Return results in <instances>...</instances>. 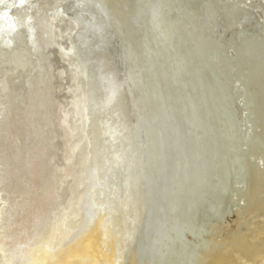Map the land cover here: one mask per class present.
Instances as JSON below:
<instances>
[{
  "label": "rangeland",
  "instance_id": "rangeland-1",
  "mask_svg": "<svg viewBox=\"0 0 264 264\" xmlns=\"http://www.w3.org/2000/svg\"><path fill=\"white\" fill-rule=\"evenodd\" d=\"M0 1H3V0H0ZM125 1H129V0H125ZM160 1L162 3L165 0H160ZM27 2H29V0H27L25 3H27ZM100 2L105 6L106 0H100ZM4 3L5 2L3 1V4ZM55 4L54 3L46 2L45 5H44V7L48 8V9L49 8H53V7H55ZM159 4H160L159 3V0H157V1L156 0H142V5H143V6H141L142 10L141 9L138 10V13H140L141 15L143 13H146L148 15V13L146 12V10L149 11V9L151 10V8H154V9H152V11L153 10H156L155 8L158 7V6H160ZM19 6H20V4H19ZM177 6L175 5V7H174L175 10L172 11L173 13L170 15V19L172 21H174V22L171 23L172 24V26H171L172 27V30H174V31H171V34L174 36L173 42L171 43V46H174L175 47V50H177V52H179L183 56H186L187 58L186 57H184L183 59L172 58L173 54H171V51H170V53H169L170 55H169L168 58L167 57H161L160 58L161 60H159V61H160L161 64H163L162 65L163 68L164 69L166 68V70H167L166 74L168 73V71H169L168 70L169 69L168 67L170 66L172 68L171 69L172 71L170 72L172 75H173V69L178 70L177 72H181V73L187 72L189 74V80H187L186 87L183 84L182 85L179 84V88H177V86L174 83V80L173 79L170 80L169 78H167V79L170 80L168 82L171 85V89H170V92H168L169 98H168V96H166V98H164L165 100L163 99L162 101L163 102L169 101L168 102L169 103L168 106H169L170 111H168V108L165 106V104L162 101H159L160 104L159 105L157 104L156 106L155 105L154 106H155V109H156L155 110L156 114L157 113L158 114L160 113V115L158 117H155V118H158L160 121L163 120L162 123H164L166 125L167 124L166 123V118H167V121H168V117H169L168 114L171 116L172 115V110H173V111H175V115L173 114L172 118H177L178 121L176 122L175 121L176 119H175L174 121H171L172 122L171 124H172V126H174V124H178V127H180V125L182 124V121L189 122V120L183 119V118L187 117L190 112L191 113H195L196 115H198V111L199 110H204V112L206 114H210L211 111H214L215 113L218 114L219 113L218 108L220 109V107H219L220 106V103H219L220 101L215 100L216 97H214V96H210L209 98H208V96H206V100H205L204 103L202 101H200L199 96H200V93L202 91V87H200L199 85H198V87H196V85L192 81V78H195V74H194L196 72L195 66L196 67H199L198 64H197V62H196V64L194 63L195 61H198V62H204V61L209 62V61H211V57L213 56V54H215V56H219V58H218L219 59V68H220V72H221L219 76H221L220 79H221V84L223 86V91L226 94V97L228 98V101H229V103H230V105L232 107L231 110L233 111V109L235 108L236 114H233V116L236 115V116H234V118L236 119L235 121H236V123H239V126L241 127V129H242V131L244 133V137L242 138V140L239 142V144L237 146V149H240L238 151V153H237V157L242 160V163H243V166H244L243 171L241 172L242 173V176L241 177L245 180V182L244 183H241V184H238L239 182L237 183L236 176H233L234 177L233 179H231L230 181H227V184H226L227 187L225 186V189L223 191H215V190H211L210 187H205L202 184L199 185L198 183L201 181V173H200V171L204 167V166L200 165L201 162L198 161L199 158L200 159L202 158V157H200V155L202 154V151L200 149H202V150L204 149L205 150L204 154L206 153L205 154L206 158H203L205 161L207 160L205 162V164L207 166H205V167H209L210 168V167H212V165H211L210 161H208V159H209V153L216 152L217 154L218 153L220 154L221 151H219L218 149H222L221 148V145L222 146H227L228 144L230 145L231 143L227 142L225 140V138H221V139L220 138H216V140H215V139H211L210 137H208L206 139V143L205 144H202L201 143L200 145L199 144L197 145L195 143L201 142L202 140L197 139V141H195V143H193L192 140H191L192 138L191 137L188 138L186 136L185 137L186 139H183V140H177L176 138L173 137L172 138L173 139L172 142L174 141V139H176V142H175L176 144H172V142L169 143L168 142L169 139H166L167 141H164L163 142V144L169 143V144H166V145H162V144H159L157 142L158 143V146H159V148H158L159 149V153L158 152L157 153L158 154H161L162 153L161 154L162 156L165 155V159L164 160H166L167 162H165V161L162 162V157L160 159V163L157 162L156 165H157V169H158L159 172L157 174H155L156 175L155 178L157 177L156 178V183L158 184V188H162L163 187L162 189H166L167 186H168V184H169V182L175 183L176 186H177L178 191H177V194L174 197H169L167 199V195H168L169 191H171V192L174 191L173 190L174 188H172V187H174L173 185H172L171 188L168 187L167 190H163V191H162V189H161V191L158 190V192L160 193L159 194V198L161 197L163 199V201L158 202L157 201V196L155 198V194H154V201L153 202H156V203H153L152 202V203H150V205L148 207L147 206L148 203H145V201H142V200L139 201L140 198L138 199V197L140 195L138 196V193L137 192H136L137 193V196H135L136 193L134 194V191H137V189L139 188L138 185L141 184V182L143 181V179H141L139 177V179L137 178L138 179L137 180L136 177H138V176L134 177V175L133 176L130 175L131 176L130 178H126L127 184H128V182L131 181V178H133V179L135 178L136 181L134 180V182H136V183L139 182V183L137 185L136 183H133L132 182L133 183L132 184L130 182L131 183V184H129L130 186H127V184L125 182V179H124L125 178V176H124L125 169L127 167H129L130 165L133 164L131 162V164L129 165V162L128 161L131 160L132 158H134V161L137 162L136 159L139 156V154H138L139 152H137V151L136 152L135 151H131L132 153L131 152L128 153L129 150H128V152H127V150H125L124 152L127 153V154H125L127 156V158L131 157L130 154H132L133 157L130 158V159L125 158L126 160L123 159L124 156H125L124 153H123V150L126 149L129 140L127 141V144L126 145L123 144V143H121V141L124 139L123 142L125 143V141L127 139H130V143H131L133 141L131 135H134L133 133H131L132 132L131 130H130L131 132H128L127 133L128 135H129V133H131V135L128 136L126 133L124 135V132L125 131L127 132V129L129 128L127 126L130 123L129 120H126V119H129L128 117L130 116V114L127 111V107L125 106V102L127 100H129L130 97L126 95L127 94L126 93V90L123 89L122 90V93L120 94L121 96L118 95L117 96L118 99H116L122 105L121 104H115V103H119V102H117L116 100H114L115 103H113V105H115V106H112V107L113 108L115 107L116 109L114 108L115 111H114V109L112 107H111L112 110L110 109L111 116H113V117L114 116H118V117L121 116V117H119V119H118V117L117 118L114 117L115 119L112 120L113 121V125L112 126H115V124L121 118L123 121L121 120L120 122H118L119 124H118V126L116 124V127L119 128L121 126V127L124 128V126H125L127 129L126 128H124V129L122 128L123 131L122 130L120 131V135L123 134L124 136L121 135V136H123V138L120 137V135L119 136L117 135V137L115 138V140H113V141H115L114 144L112 143L113 142L112 141L111 142V145H108L109 146L108 147L107 144L110 143V142H108V140H105V141L102 140L100 138V135H101V132L103 133V131H104V134L107 136V132H108L107 125L108 126H111L112 122H111V120L107 119V122L110 121L109 123H111V124H107L106 125V123H107L106 122V118H109V117L106 114V112H105V115H103L104 114V111L101 108V106H102L101 104L104 103L102 107H103L104 110H107V113H108L109 111H108V108L106 107V104H107L106 100H107V98L110 95L109 94L106 95L107 94L105 92L106 90L102 92V89L99 87V83H100V80H101L100 77L102 76L101 73H103V72L105 73V74L103 73L104 76H106V75L108 76V75L113 74V73L115 74V72L118 70V68L119 69L122 68L123 70L126 71V67L125 66L127 65V62L125 60L127 58L128 53H126L127 55L125 53H123V52H127L126 50L124 51L123 49H125V46H127V45H125L127 42H125L124 44H123V42L126 41V39L128 38V36H130L133 33L132 38L130 37V40L128 39L129 40V45L130 46L132 45V47H133V49L135 51L136 50H139L140 48H137V46L139 44L136 45V44H133V43H134L135 40L136 41L138 40V37H140V36L142 37L143 36V35H141L142 34V30H144V32H149L150 30H146V29H149L150 27L148 28V25L146 23L148 21L146 19H149V18L146 17V15H145V17H143L141 15L139 16L138 14H135V16L133 17L134 18V21H131V22H134L135 23V19L137 18L138 21L136 19V22H137L136 25H134V23L132 24L130 21H128V19H125V17L119 15L121 19L123 17V20L124 21H127V27L131 26V28H133V25H134V28L133 29H135L134 31H136V32H132V33L130 32L131 34L129 35L128 34L129 33L128 30L129 31H132L133 29L130 30L131 28H127L126 27V24H125L126 22L125 23L124 22H120V21H122V20H120V18L118 19V17L117 18L114 17V15H113V11H114L113 9L114 8L108 6L109 7L108 8V12L110 14L112 13L111 15H113L112 18L109 20L110 22L113 21L111 23V25H109V31L112 30L111 32H113V33H111V32L109 33V31L106 30V33H107L106 35L109 36V35L113 34V35H111L112 36L111 39H112L113 42L114 41L117 42V39H120V40H118L120 43L117 42L118 47L115 46V45H117L116 42H115V43H113L115 45H114V47H112V49L111 48L110 49L107 48L106 53L110 52L107 55L111 56V57H109V59H108L107 55H105L106 53L102 52L103 50H99L100 52L98 50H96V51L99 52L98 55L95 53L96 51H93V57H92L91 56V53L92 52L91 53H88V50H89L88 49V46H86V48H85L86 50H84L85 52L83 51L84 53L81 52V54H78L77 55L78 58L77 57L75 58V56H76L75 55L72 58V60L71 59H67L66 57L64 59L63 56L60 54L61 53L60 50L63 47H67L68 44L65 42V40H64L63 44H61L62 42L60 43V41H63L62 39H64V37H62V35L64 36V34L61 35V38L60 39L58 37V36H60L61 33H64L63 30H61V29H60L61 31H59V28H62V27L63 28H66L67 24H64V23L63 24L61 23L62 25L60 24L62 27L60 25H57V26H59V28L56 27L58 29H56L55 27H53V28L50 29V30H55L56 33H54V31H50L48 33V37H50V45L51 46H49L48 51H46V53L48 54L50 52V49L52 51L54 50L53 51L54 53L52 52L54 55L51 52L49 54H51V56L53 55L52 57L54 58L53 59L54 61L52 60L53 61L52 66L55 67V69H56V70L54 69L55 72L52 70V66H51L52 61L50 62L51 57H50L49 54H48L49 56L46 55L47 58L50 57L49 58V61L47 60L48 62H50L49 64L47 63L48 65H50V67L47 68V69H49V72H47L46 69L44 68V67H48V65L44 62V59H43L45 57V56H43L44 55L43 52H45V49H41V50H43V52L42 51L39 52L40 54L42 53L40 55L41 59L39 58L41 60V62H40L38 60L39 54L33 53V51L30 48H28L31 44L30 43H26V41H28V42L29 41H32L33 42V38H28L29 37L28 36L29 34L27 35L28 37H26L28 39H25V46L27 44H29L28 46H26L28 49L24 50L25 51L24 54L26 53L28 57L25 54V55H22L21 58H19L20 56H17V54H16V55H14V58L12 59L13 61L16 60V61H14L16 63H17V61H18V63H21V64L14 63V65H16V67H17V65H20L19 68L17 67L18 68L17 69L18 73L21 72L20 74H22L24 72L26 74L25 75L23 73L24 75H20L23 80L20 78V76L18 75V73L15 72V71H10V73H7V71L9 72V69L8 68L10 67V65H11V68H13L12 70H16L15 69L16 67L14 66L15 67L14 68L12 64H9L8 66L7 65H4L2 67L1 65H3L8 59L6 57L3 59L4 56H1L2 58L0 57V59H1L0 60V66H1L0 69L2 68V70H0V73H1L0 75H3L2 78H1L2 80L0 79V86L2 85V87H0V91L2 89L3 95H4V91L8 93V95H6L7 93L5 94L7 96V98H5L6 96H3L2 97V92H0L1 93L0 94V101H1L0 103L3 105L2 106L0 104L2 106V107L0 106V108H2V109H0V114L3 113V115L2 114L0 115V118L2 119V120L0 119V121H2V122H0V124H1V126L3 125L2 127L0 126V131L4 132V133L0 132V134L1 133L3 134V136L1 135L2 137L0 136V141L1 142H5L4 143V148H2L3 147L2 146L3 143L0 142V146H2L0 148H2V152H3V150L6 152V153H2V154L0 152V156L3 155V154L5 155V156H1L0 157V160L2 158H3L2 161L4 159H5V161L7 160V162L0 161V172H3V169H4V172H6V173H3L4 177L1 175L2 173H0V177L1 176L3 177V178L1 177L3 180L0 178V182L6 183V188L7 189H5V190H7L8 193L12 190V193L11 194H14L15 195L16 194L15 192H17L15 190H18V192H17L18 196L19 195L20 196L23 195L21 197L22 198L23 197H25V198L27 197L26 198L27 200L30 197H34V195L36 194L37 197L36 196L35 197L37 198V200H33V201H37L38 202V197H40L43 194V192L45 193L46 196H48V198H49L48 200H45V199H47L46 196H45V198H43L44 197L43 196L44 194L42 195L43 197L41 196L42 197V201H44V203L45 202H49V204L46 206L47 203H45V206H44V203L39 200L40 201L38 203L39 205H37V207H38L39 210H35L34 212H35V214L38 213V212H42V213H41V215H37V216H35V214L33 213V216L34 217L32 216V218H33L34 221L35 220H39V219H40V222L43 221L44 223H46L45 222L46 219L48 221L49 214H50V211H51V207L54 205V203L56 201V199H55L56 198V195H55V193H52V192L53 191L55 192V190H56L55 188H57V187H55L56 184L57 185H60L59 182L62 181L61 176L66 179V182L65 183H67V184L70 183V184H68V186H65L66 188H69V190H67L66 188L64 189V187L63 188H60L62 190V192L64 191V193H66V195L68 197L67 198L66 195L65 196L63 195L65 197V200L66 199H69L72 194L76 198V197H78V194L80 195L82 193L83 189L81 190L82 187L80 186V188H78V189L76 187V189H75L76 191H74V189H73V193L70 194V192L72 191V190L70 191V188L72 187L71 184L73 183V180L72 181L70 180V182H69V180L66 178V174L69 173L70 176L67 175V177L69 176L68 177L69 179H73V178L79 179V177H80V176H78L79 175V172L78 173H76V171L74 172L75 169H73V167H71V169H73V170L70 172V168L69 167L71 166L70 164H73V163L76 164V163H78L79 162L78 159L81 157V154H83V153L86 152L88 154V159H89V167L88 168L91 169V171L94 172L95 177H97L96 176V173H98V172L99 173H102V175L101 174H98V176L101 175V178L98 177V181L97 180L96 181L94 180L95 181V184H96L95 185L96 186L95 187L96 189L95 188L94 189H95V194H96L95 199H96V201L98 203L97 206L100 207V205H103L104 207H101L102 213H104V212L107 213V215H105L106 213H104V216L105 217H103V219L100 222L103 223L102 221H104V219H105V222L104 223H107L108 227H110L109 229H107L108 227H106V228L104 227L105 229L108 230V232H106L107 235L110 234L108 236H111L113 238L116 237L115 235H118L117 240L121 239V236L124 237L127 234V233H125V235H124L123 232L132 233V229L133 228L135 229V227L138 226L137 224L139 222L140 223H147V222H149L153 226L154 223H162L164 218L168 220L167 223L168 222L170 223V221H171V223H188V224L192 223V226H195V225L196 226L197 225H203V226H205V228L207 226L209 229L212 227L213 223H217V222L218 223H222V225H224L225 227L232 226L234 228L237 227L238 225H243L245 223H261V222L264 223V203H263L264 202V186H263V184H261L260 186H258V188H259L258 190L261 193L258 192L255 196H252V194H251L252 189H253V178L254 177H257L259 175L264 177V0H179V2L177 3ZM0 9L3 11V16H0V23H1V25H0V36L4 40H9V42H10L9 37L8 36H5V33L6 32H4V34H1L3 32L2 28L5 29V27L8 24V22H7V17H6L5 6L3 5V7H1ZM11 11L13 12V11H15V9L13 8ZM141 11H143V13H141ZM136 15H138V16L136 17ZM149 15H148V17L152 16L153 14L150 15V16ZM159 18L161 19V17H159ZM168 18H169V16H168ZM244 19L247 20V21L242 22ZM163 20H164V17H163ZM70 21H71V19H70ZM240 21L242 22V25H243L242 28H241V25L238 24V22H240ZM73 22L74 21L71 22L72 23V27L75 24L78 26V24L76 22H74L75 24ZM128 22H129V24H128ZM168 22L169 21L167 20V22L164 25L162 24L163 26H165V29H166V27H168ZM66 23H69V20H67ZM114 23H116V25H118V26H115ZM120 24L121 25L124 24L126 28H123L124 26L122 28H119L121 26ZM156 25L158 27V30L160 32H163L164 29L161 26H159V23H157ZM114 26H115V30H114ZM150 26H152V25H150ZM74 29H76V27H74ZM118 29H120V31H118V33H117L119 37L117 36V34L114 33V31L117 32ZM125 29H128V30L125 31ZM242 29L243 30H246V32H242L243 31ZM59 32H61V33H59ZM74 32H75V30H74ZM125 32H127L128 36L126 37V39H123L127 35V34L126 35L124 34ZM51 33H54L55 35H58V36H55V35H53ZM119 33H120V35H119ZM168 33L170 35V32H168ZM122 34H124V35H122ZM52 35H53V37L54 36L55 37L53 38ZM113 36L114 37L117 36L116 37L117 39L116 38L114 39ZM122 36H124V37H122ZM38 37L39 38L40 37L42 38V36H40V35ZM55 38H57V39L54 40ZM58 39H59V41H58ZM74 40L76 41V38H74ZM55 41H57V43L59 45L56 44V43H54ZM53 44H55V45L53 46ZM120 44L122 46L121 49H122L123 52H121V49L119 50ZM61 45H64V46L61 47ZM25 46H24L23 49L26 48ZM55 46L57 48L56 51H55V48L52 49V47H55ZM83 47H84V45H83ZM59 48H61V49H59ZM2 49H4V48H2ZM126 49H127V47H126ZM29 50L32 51L33 56L31 55L32 53ZM46 50H47V48H46ZM116 50L117 51L119 50L120 53H123V54H120L119 51L118 52H115ZM16 52H18V55L23 53V52L22 53L21 52L19 53V51H16ZM28 52L30 53V55H28L29 54ZM55 52L59 56H62V57L59 58V60H58L59 62H55L58 59V58H55V57H59L58 55L55 54ZM57 52H59V53H57ZM101 52L104 53L105 56ZM111 52H113V53H111ZM94 54L96 56H94ZM118 54H120L122 58L120 56H116ZM112 55H114V56H112ZM122 55H124V57ZM15 56L17 57L16 59H15ZM30 56H32L34 58L38 56L35 59H36V61L37 60L39 61L38 64L41 63L42 65H37L36 63L38 61L36 62L32 57L30 58ZM90 56L92 58H94V57L97 58V56H100V57H98L99 58V60H98V59H92ZM115 56L117 58H115ZM101 57H103V58H101ZM119 57L121 58L120 59L121 61H119V59H118ZM25 58H27L28 60L30 58V60H29L30 63L28 62L27 59H26V61L23 60ZM61 58H63V60H61ZM110 58L112 60H110ZM150 58H151V60H153L152 57H150ZM31 59H33L34 61L32 60L33 61L32 62ZM116 59H117V62L118 63L116 62ZM2 60H5V61H2ZM92 60L93 61L95 60V61L93 62ZM103 60L104 61L106 60L107 62H109L108 60H110V63L111 62H116V63H111V64L105 62L111 71L113 69V73L111 71H108V69H106V68H108V67H105L106 64L103 65V67L101 66V68L97 67L98 64H99V62L100 63L101 62L102 63L104 62ZM215 60H217V58H215ZM22 61H24V62H22ZM60 61H62V63L64 62L65 67L66 68L68 67L67 68L68 70L66 68H63V65L60 64ZM73 61H74V64H72ZM80 61H81V64H80ZM143 61L144 62H146V61L148 62L147 58L144 59ZM54 62L56 63V65L62 66L63 72L61 70V67H58L57 68V66L54 65L55 64ZM10 63H12V61H10ZM24 63H26V64L29 63V66L33 63L32 64L33 66H31L32 67L31 70L34 67V70L36 69L35 71L38 72L39 74L36 73L34 70H32L33 72H31L30 68L27 69L29 67L28 65H26V64H25L26 66L25 65H22ZM57 63H59L60 65L57 64ZM68 63H69V65L70 64H72V65L69 66ZM84 63H85V65H84ZM94 63H96L97 66ZM123 63H124V65H123ZM44 64H45V66H44ZM66 64H67V66H66ZM21 65H22V68H21ZM36 65L39 67V71H37L38 70V67ZM73 65H75V66H73ZM110 65H112V66H110ZM5 66H6V70L7 71L4 70L5 69ZM23 66H25V68ZM81 66H84V67L82 68ZM76 67H78V68H76ZM104 67H105V69H103ZM112 67H114V68H112ZM188 67H189V69H188ZM20 68H21V71H20ZM79 68L80 69L82 68L81 71H84V72H82V73L79 74L82 77L79 76V80H78L79 92H76L77 90L74 91V89L77 87V85L75 86L76 83H74L73 79L71 78L73 75H70L68 73H70L73 70L74 71L75 70L78 71ZM41 69H42L43 72L46 73V75H49L50 74L52 76L53 74L58 73V72L59 73L62 72L63 74L62 73L61 74L58 73L60 76L58 74H55L54 75V78L51 77L50 79H52V80H49V78H47V77H49L50 75L49 76H46L41 71ZM98 69L99 70L101 69V70L99 71ZM146 69H147V67H146ZM59 70H61V71H59ZM51 71H53V72H51ZM64 71H65V73H64ZM101 71H103V72H101ZM12 72H14V73L12 74ZM6 73H7V75H6ZM74 73H78V72H74ZM8 74H10V75H8ZM14 74L16 76H14ZM36 74H38V75H36ZM4 75H6L7 77L8 76H11V77H8V81L9 82L14 81V84H15V87L16 88H14V86H12V83L13 82L10 85V83L8 84L7 82L4 81V80H7V77L5 78ZM42 75L45 78H43ZM61 75H62V77H61ZM64 75L65 76H68L69 75V77H67L68 80H67V78ZM74 75H76V74H74ZM83 75H85V76H83ZM165 75H164V77H166ZM27 76H30V77H27ZM31 76H33V78L34 77L36 78L37 76H41V77H37V79H33ZM179 76H180V74H179ZM12 77L13 78H16V79L14 80ZM94 77H96V78H94ZM129 77H130L129 75L123 76L119 72L117 74V76H116L115 79H116V81L119 82V81L124 80V78L125 79L128 78V80H129L130 79ZM205 77H207V79H208V81L210 83H212V82L214 83L213 75L211 73L207 72L205 74ZM9 78H11V79H9ZM42 78H43L44 81L42 80ZM46 78H47V80H46ZM31 79H32L33 82L31 81ZM70 79H72L71 81H73V82L69 81ZM167 79L164 78V82H166ZM34 80H35V83H34ZM1 81L5 82V83H1ZM36 81H38V83H36ZM57 81H59L60 83L57 82ZM23 82L25 83L24 85H23ZM41 82H43V83H41ZM52 82L56 83V84H54V85H56V87H53L54 85L52 84ZM128 82H132L131 79ZM57 83H58V85H57ZM31 84H32V86H30ZM59 84H61V85H59ZM152 84H153V82H152ZM7 85H9V86L7 87ZM27 85H28V87H27ZM38 85L41 86V87H39L40 89L39 88H36V87H38ZM48 85H52V86H48ZM94 85H96V86H94ZM34 87H35V90H34ZM52 87L55 88V89H52ZM18 88H19V91H18ZM22 88H23V90H22ZM27 88H29V89L26 90ZM42 90H43V92H42ZM10 91H12V92H10ZM14 91H16V92H14ZM17 92H19L22 96L19 93H17ZM86 92H88V93H86ZM100 92H102L104 94L102 95V93H100ZM172 92H174V94ZM10 93H11V95H10ZM15 93H17L16 94L17 96H13ZM76 94L79 96L78 98L81 99V101H83V105H86V106L88 105V107L90 108V110H89V108L86 107L88 109L87 112L88 113L90 112L89 114L88 113L86 114V116H88V118H89V121H90L89 124L90 125L87 127V133L85 135L86 138L89 139V143H90L89 146H88V150L89 151L87 150V148H86L85 151L82 150V149H85L84 148L85 146H83V148H82V145H79L78 140H76V139L73 140V138H75V136L74 137H72V136H67L66 137V135L63 134L66 131L65 130V127L66 126H69L70 123H72V120H73L72 119L73 118V111L71 109L74 108V102H75V99H76L75 96H77ZM18 95H20V96H18ZM63 95H64V97H63ZM12 96H13V98H12ZM24 96H25V98H24ZM102 96L105 99L102 100ZM106 96H107V98H106ZM140 97H141V99H140ZM3 98H4V101H3ZM8 98L9 99L12 98L10 100L12 104L9 102V99ZM22 98H23V100L20 101ZM70 98H72V99H70ZM158 98H159V96H158ZM5 99H6L7 102L5 101ZM12 100H14V101L12 102ZM24 100H26V102ZM49 100L52 101L53 104H49L50 103ZM84 100H86V101H84ZM97 100L98 101L101 100L103 102L99 101L100 102V104H99V102ZM120 100H122V101H120ZM16 101H17V103H15ZM38 101H39V103H38ZM93 101L96 102L97 104L94 103ZM137 101L138 102L142 101L141 94H138V98L135 101V107H137V109L139 108L137 111L141 112L142 115H143V113L145 112V110H144L145 108L144 107H143L144 109L141 108V106H139L140 103H137L136 104ZM3 102H6V103L4 104ZM19 102H20V104H18ZM60 102H63V103H60ZM90 102H92V103H90ZM105 102H106V104H105ZM224 102H226V100H224ZM246 102H250L251 103V107L250 108L245 106V103ZM15 104H16V106H15ZM212 104H216V107L215 106L212 107ZM30 105H31V108H30ZM140 105L143 106L142 103ZM12 106H13V108H12ZM24 106L27 107V109H28L27 112H26V108ZM35 106L38 109L35 108ZM50 106H52V108ZM122 107H124V108H122ZM23 108H25V109H23ZM97 108H98V112H95L97 110ZM246 108L251 109V113L247 112ZM94 109H95V111H94ZM118 109H120V110H118ZM121 109H122L123 112L124 111L125 112L123 113L121 111ZM140 109H143L144 112L143 111H140ZM161 109H163V110H161ZM3 110H5V111H3ZM57 110H58V112L56 113ZM68 110H69V112L71 110V115H68V114H70L68 112ZM112 111H114V112L117 111L119 115L117 114V112L113 114ZM179 111H182V114L183 115H180L179 114ZM18 112L20 114V117L18 116L19 115ZM99 112H100V114H99ZM119 112L122 113V114L120 115ZM165 112L167 114L166 117L164 116L165 115ZM7 113H9V114L6 115ZM30 113L32 114L31 117H30ZM141 113H137V114H139L140 120L142 121L141 122V125H142L141 126L142 136H143V139L144 138L147 139L146 133L148 131L146 130L147 128L145 126L144 117H143V119H141L142 118ZM26 114H28V116ZM55 114H57V115H55ZM11 115L13 116V120L14 121L11 120L12 122H10V120H9V124H8V122H7V124H5V121H8V119H10L8 117H11ZM71 116H72V118H71L72 120L69 119ZM22 117H24V118H22ZM37 117H38V119H37ZM65 117H67V119ZM192 117L193 116H190V118H191L190 121L193 120ZM198 117L201 118V119L200 120L197 119L196 121L194 120L195 121V125H197L198 128L199 127L202 128V126H200V125H202V123H203V120H202L203 118L200 115H198ZM209 117L210 116H208L205 120H207ZM3 118H5L6 120H4ZM14 118H17V119H14ZM21 118H22V121H24L23 123H21L22 122L20 120ZM123 118L125 119V121H124ZM131 118H132V116H131ZM218 118L220 119L221 116L218 115ZM32 119H34V120L36 119V121L33 122ZM15 120L19 124H17V122ZM26 120L29 121V122L26 123ZM65 120L67 121V123H69V122L70 123L69 124H66V121ZM62 121H63V123L65 122L64 125H63ZM114 121L116 123H114ZM127 121L129 123H127ZM13 122H15L16 124L13 125L14 124ZM104 122H106V123H104ZM122 122L125 123V124H123ZM24 123L26 124V126H25ZM30 123L32 124V126H31ZM212 123H214V122L212 121ZM11 124H12V126H11ZM20 124L22 125L21 127H20ZM46 124H48V125H46ZM120 124H123V125H120ZM4 125H5V127H4ZM51 125H52V127H51ZM54 125L57 128H55ZM7 127L9 129V130L7 129L9 133H7L6 131H3V130H6L5 128H7ZM27 127L30 128L29 131L26 130V129H28ZM69 127H68V129L71 128V127L70 128ZM156 127H157V125H155L154 128H156ZM13 128H14V130H13ZM19 128H20L21 132H20V130H18ZM119 129H121V128H119ZM163 129L164 128H162V131L164 132ZM94 130H96V131H94ZM5 132H6V135H4ZM163 132L160 134V137H161L160 139L166 138V137H164V135L166 136V134H163ZM21 133L23 134L24 138L26 137L27 140L24 139V141H23V139H22L23 136H22ZM29 133L32 134L33 136L28 135ZM7 134H8V136L11 135L12 137H9L10 138L9 139L8 136H7ZM200 134L201 133L198 134V137L199 138H201V135ZM109 135H111V133L108 132V136ZM126 135L128 136V137H126L127 139L125 138ZM29 136H30V139L28 138ZM167 136H169V135H167ZM3 137L4 138L6 137L5 138L6 141H4L5 139ZM49 137L51 139H52V137H54L52 140L54 142L53 145L54 146L56 145L55 147H53V145L50 144L52 142V140ZM70 137L72 138V141H70V143H69L68 141L70 140ZM119 137L121 138V140H119L120 139ZM2 138H3V140H2ZM11 138H12V140H11ZM20 138L22 139V141H21ZM32 138H35V139L32 140ZM15 139H17L16 140L17 143L16 142L15 143L13 142L14 143L13 144L11 141H13V140L15 141ZM117 139L120 142H117L116 141ZM35 140H36V142H33ZM37 140H38L39 143H37ZM49 140H50V142H49ZM190 141L193 144L190 143ZM22 142H24V143H22ZM65 142H66V144H65ZM58 143H60V144H58ZM104 143H105V145H104ZM115 143H117L119 146H120V144L123 146V147L121 146V148H119L120 151H121V153H120V151L119 152L117 151V147H113L114 145H116ZM8 144H10V145H8ZM57 144L60 146L59 148H58V145ZM69 144H71L70 145V146H72L71 148H73L74 145H76V146H74V148H73L75 150V154L73 153V155H72L73 158L71 157L72 159L70 158L68 160V162H67V159H65V161H64V158L68 157L69 154H70V152H68V149H66V150H63V149H65L64 148L65 145H66V147H68L67 145H69ZM139 144H141V145H139ZM6 145H8V146H6ZM13 145L16 147V149L18 151H16V149L13 150V148H15V147H11ZM49 145H51V146H49ZM62 145H64V146L62 147ZM124 145H125V147H124ZM142 145H145V144L143 142L142 143H140V142L135 143L134 142V147H136L137 149L140 148ZM26 146L29 147V150H27L28 147H26ZM171 146H172V148H171ZM173 146H174V148H173ZM9 147H10V149L12 148L11 149V153H10ZM49 147L50 148L53 147L52 149L58 148V149H56L58 152L57 151L55 152V150H52ZM103 147H105L104 149H106V151H108V152H105V150L103 149ZM107 147L110 148V149L107 150ZM31 148H33V150H35V151L31 150ZM99 149H101V150H99ZM114 149H115V151H114ZM121 149H123V150H121ZM163 149H165V150H163ZM174 149H176V151H177V157H178L177 159H174L172 156H169V153H170L169 151H171V150L173 151ZM6 150L7 151L9 150V152H7ZM12 150L14 152H16V153L12 152ZM90 150H91V152H90ZM164 151H166V152L164 153ZM187 151L189 152V154L190 153H193V154L194 153H197L198 154L197 155V159L194 160L191 157H187ZM23 152H24L25 155L23 154ZM54 152H55L54 156H56L55 157L56 160L53 161L54 157H52L50 154H52ZM81 152H83V153H81ZM110 152L113 153L114 155H112V154H111L112 156L110 154L107 155V153H110ZM140 152L142 153V155H144L143 159H146L145 158L146 156L148 157V152L145 149V146H142L140 148ZM8 154H10V156ZM11 154L14 155V156H12ZM20 154H21V156H20ZM22 154H23V156H22ZM64 154L65 155H68V156H65ZM7 155H8V157H7ZM37 156L39 157V159L37 158ZM105 156H107V158ZM13 157H15V159ZM109 157L112 158L111 160H113V158H115L114 160H117L118 162L119 161H121V162L127 161L128 163L127 162H124V163H126V165L124 167H126L127 165L128 166L125 169L123 167L122 168L123 170L122 169H119V167L116 168V170L119 169V170H117L118 173H117V171L114 168L111 169L112 170V172H111V170L108 169L109 168V165L108 164H105L107 161H110V158ZM100 158L101 159L103 158L104 160L102 159L101 162H100ZM235 158H236V154H235ZM90 159H91V161H90ZM21 160L23 161L24 164L27 162L25 164V166H24V164L22 165V162L20 164V161ZM60 160H62L63 162L60 161ZM168 160H172V165L171 166H170ZM173 160L180 161V163L178 164L179 165L178 167L174 166V163H173L174 161ZM57 161L58 162L60 161V163L61 162L62 163L67 162L70 165L66 170L64 169L66 172H64V170L62 172L57 171L59 169V167H57V165L60 164ZM95 161H96V163H95ZM131 161H133V160H131ZM1 162L3 163V165L5 163H7L6 166L5 165L4 166L3 165L1 166V164H2ZM15 162H17V163L15 164ZM35 163H36V165H35ZM56 163H58V164L56 165ZM92 163H93V165H92ZM159 164H160V168H159ZM11 165L14 168L16 166V168L18 170H15L14 171V169H10V172H9V169H7L8 171H6V167L8 166L7 168H10L9 166H11ZM120 165H122V163ZM163 165H165V167ZM228 165H229L228 166V170H229L230 175H231V174H233L232 173L233 169L237 170V167L238 166L231 167V164H228ZM12 166H11V168H13ZM51 166H53V167H51ZM97 167L100 168V169H98ZM106 167H108V168H106ZM51 168H53V169H51ZM105 169H106L107 172L109 170L108 173L105 172L106 174L104 173V170ZM52 170L54 171V173L57 174V176L60 178V180H59V178L56 179L57 177L54 176V173H53ZM94 170H97V171H94ZM128 170H130V169H128ZM91 171L88 173L89 174L88 175L89 177H92V175L90 174V173H92ZM100 171H102V172H100ZM113 171H115L116 173L113 172ZM24 172H26V173H24ZM63 172H64L65 175H63ZM51 173H53V174H51ZM103 173H104V176L105 177L103 176ZM178 173H179V175H178ZM6 174H8V177L9 178L7 177ZM12 174H13V176L14 175L15 176L13 177ZM16 174H18V175H16ZM20 174H21V176H20ZM24 174H25V177H24ZM50 174H51V176H49ZM112 174H114V175H112ZM256 174H259V175H256ZM5 175H6V178H5ZM169 176H172V178H170L171 181L169 180ZM39 177H41V178H39ZM109 177H110L109 181H107L108 179H106V183H105L106 185H108L107 186L109 188V190H108V188H106V189L104 188V187H106V185L105 186L103 185L104 184L103 183V179L105 180V178H109ZM111 177H112L113 181H112ZM215 177L216 176L214 174L213 175H211V174L209 175V180L210 181L208 183H210V185H213L214 181H212V180ZM24 178H25V180H24ZM30 178H32V179H30ZM6 179L7 180L9 179V180L7 181ZM16 179H19V180H16ZM39 179H40V181H39ZM50 179H51V182H48ZM77 179H74V180H77ZM5 180L7 182H4ZM14 180L15 181H19V183L18 182L15 183ZM57 180H59V181L57 182ZM173 180H174V182H173ZM175 180L177 182H175ZM239 180H241V179H239ZM23 181L24 182L27 181V182L24 183ZM123 181H124V183L126 185L123 183ZM13 182L15 183V185L13 184ZM32 182L34 184L36 182L35 185H38V186H35L34 187L33 186L34 184ZM45 182H46V184H45ZM63 182L64 181H62V183ZM119 182H120V185L121 186L119 185L118 186V190H117V185L116 184H119ZM147 182H148V180H147ZM147 182H144L145 186H146V183ZM154 182H155V180H154ZM232 182H233V184H232ZM42 183H44L45 185L42 184ZM47 183H48V185H47ZM107 183H109L110 185L112 184V186H110ZM21 184L23 185V187L22 188H19V187L22 186ZM49 184H51V185L49 186ZM123 184L125 186L124 188H123ZM162 184L165 185V188H164V185H162ZM40 185H42V186H40ZM43 185L44 186H47V187H44ZM74 185H75V183H74ZM141 185H143V183ZM147 185H148V183H147ZM228 185H229V187H228ZM102 186H104V187H102ZM48 187L49 188L51 187V188L55 189V190L52 189V192H51V188L48 189V190H50V194L51 195L54 194L53 195L54 198L53 197L51 198V195L49 193H48L49 195L46 194L45 189L43 190V188H46V190H47ZM97 187H98V189H97ZM111 187H112V189L110 190ZM119 187H120V189H119ZM121 187H122V190H121ZM16 188H18V189H16ZM101 188H104L105 190H108L109 192L108 191H106V192H108L109 194L106 193L105 191H104L105 192L104 193L103 190L100 192ZM113 188H115V189H113ZM36 189L37 190L38 189L39 190L41 189L42 194H40L41 191H39V190L37 191ZM144 189H145V187L144 188L142 187V189L139 188L138 191L139 192L141 191V193L144 194V192H143ZM96 190H99V192L101 194L98 193ZM68 191H69V194L70 195L68 194ZM114 191L115 192L117 191L116 193H118L120 191L121 194L118 193V194H120L118 196L115 193L117 195L116 196L117 198H116V197H114L115 194L110 193V192H113L114 193ZM123 191L125 193L122 194ZM34 192H36V193H34ZM37 192H39V193H37ZM102 192H103V194H102ZM33 193H34V195L32 196ZM37 194H39L40 196H38ZM97 194H99V195H97ZM14 195L13 196L11 195V196L14 198ZM104 195H106L105 198L103 197ZM123 195H124V197H123ZM128 195L130 196V198H129ZM63 196H61V197H63ZM112 196H113V198H112ZM120 196H122L123 198H125V200H123ZM41 197L39 199H41ZM126 197H128V201H127ZM142 197L144 199V196L143 195H142ZM114 198L115 199H120V201L119 200L116 201ZM132 198L134 199L133 201L131 200ZM185 198L187 199L186 202L189 204L188 206L187 205L184 206ZM26 199L24 200V205H26V203L27 204L29 203V202H26L27 201ZM30 199H32V198H30ZM61 199L62 200H60V201H64V198H61ZM103 199L106 200V201H104ZM136 199H138V200L136 201ZM179 199H181L182 202H183V206H181V207L178 206L179 205V202H176ZM129 200H130V202H129ZM52 201L54 203H52ZM98 201L99 202L102 201V203L100 202V204H99ZM167 201H169V202L166 204ZM117 202L120 203V205L119 204L116 205L115 203H117ZM126 202H128V206H127V204H125ZM140 202H142V204ZM213 202L216 203V204H218L216 206L217 207V211H213V208L215 206ZM260 202L263 204V206L259 204ZM50 203H51V205H50ZM56 203H57V201H56ZM106 203H107V206H106ZM40 204H41V206H40ZM122 204H125L124 207L126 209L123 207ZM132 204L135 205V206L133 207ZM152 204H154V205H152ZM115 205H116V207H115ZM137 205H138L139 208H137ZM49 206H50V209L48 208ZM97 206L94 207V210L97 209ZM117 206H120L125 213L120 209V207H117ZM258 206H262V208L257 210L256 207H258ZM26 207L27 206H24V208H26ZM53 207H55V206H53ZM153 207H154V209L156 208L157 210L158 209H162V216L159 215L158 217H153L152 218L151 215H153L152 214L153 212H149V210L153 209ZM176 207H178L177 210H176ZM24 208H23V211L22 212L21 211H20V213L17 212L16 216L14 217L15 218L14 219L15 222L13 221V223H15V225H17L19 222H21L20 220L24 216L26 218L28 211L31 210V209H28V211H27ZM27 208H29V207H27ZM44 208L46 210H44ZM104 208H105V210L106 209H108V210H106V211L103 212ZM231 208H233L232 213L227 215V213L229 212V210ZM41 209H43V210H41ZM138 209H140V211ZM168 209H171V210H169V212H166V211H168ZM24 210L26 212L25 214H24ZM120 211H122V212L120 213ZM137 212H138L139 216L137 215ZM122 213H124V214H122ZM135 213H136V215H135ZM166 213H169V215L165 216ZM173 213H175V216H174V219H171L172 216L170 214L173 215ZM183 213L185 214V217L182 220ZM224 213L226 214V219H222V217H221V216H223ZM18 214H20V217L21 218L19 216H17ZM118 214H120V216ZM125 214H126V216H125ZM130 216L131 217L133 216L132 218H134V219L130 218ZM107 217H109V218H107ZM115 217H116L117 220L114 219ZM136 217L138 218L139 221L136 220ZM19 218H20V220H19ZM25 218H24V220L22 219V222H21V224L23 225V223H24L25 226L24 225L22 226L21 224H18L19 226L17 225L15 227V225H14L13 226L14 228L12 230L13 231L12 233H14V234H16V235L19 236L20 233L22 231H24L23 229L26 227V225L28 223L27 220H26L27 218L26 219ZM154 218H157V219H154ZM152 219H153V221H152ZM149 220H151V222ZM113 221H114V223H113ZM115 221L118 223V226L119 225L121 227L123 226L122 228L119 226L121 228V230L117 226L118 227V229L116 230V233L117 234L115 233V228H117V227L113 226L114 224L117 225ZM104 223H103V225H105ZM120 223H124L125 226H127L126 224L128 223V227H130V225L132 223H134V224L130 228H128V227L126 228V227H124L123 224H120ZM111 226L113 228L115 227L114 230H112L113 232H111V230H110L112 228ZM124 228H125V230H122ZM17 229H19V230H17ZM118 230L120 231V234H118L119 233ZM121 231H123V232L121 233ZM227 231H228V234H226V235L228 236V238L226 237L225 238L226 240H224L223 242H219V241H216L215 242V241L212 240V236L209 235V236H207V240L208 241L210 240L211 242H208L207 241V243H204L203 245L202 244H197V246H199V245L202 246L201 252L203 251V249H204L205 252L202 253V255H201V253H199L200 250L197 249V251L199 253L198 257H200V259H198V261H196L194 259V257H196L194 255V253L193 252H190L192 262L194 264H203L205 262L214 261L215 255L218 254V253H220V254L227 253L230 250V248L235 243H237V239L235 238V232L236 231L235 230H231V229L228 230V228H227ZM114 233H115V235H114ZM163 237H164V235L161 234V233H159V235L157 236V240L153 243L154 249H155V254L158 255V257H156V258H158V260H160V262L162 264H181L180 262L183 259L187 258V255H183L182 254V246H183V243L184 242H182L179 239L180 238L179 237L176 240V242H175L176 244L174 245V247L171 250L172 253H167L168 252L167 251V247H169L170 244L167 246L166 245L167 244V240H166L167 238H163ZM239 238H242V236H240ZM164 242H165V245H164ZM205 258H206L207 261L204 260ZM180 259H181V261H180Z\"/></svg>",
  "mask_w": 264,
  "mask_h": 264
},
{
  "label": "bare ground",
  "instance_id": "bare-ground-1",
  "mask_svg": "<svg viewBox=\"0 0 264 264\" xmlns=\"http://www.w3.org/2000/svg\"><path fill=\"white\" fill-rule=\"evenodd\" d=\"M3 1L5 2L4 4H3ZM3 1H0V8L1 7H3V5L5 6V11H6V17H7V22H8V24L6 25V27H5V29H3L2 28V30H3V32L1 33V34H4V32H6L5 33V36H8L9 37V39H10V42H9V40H4L1 36H0V57L1 56H4L3 57V59L6 57L8 60L3 64V65H1L2 67L4 66V65H9V64H12L13 65V67L15 66L16 67V65H14V63H16V62H14V61H16V60H12L13 58H14V55H16L17 54V56H20L19 58H21L22 57V55H25L24 54V50H26V49H28V48H30L32 51H33V53H37V54H39V57H38V60L41 62V57H40V55L42 54H40L39 52H43V50H41V49H45V52H43V56H45L46 57V55H48L50 52L52 53L53 51L50 49V52L47 54L46 53V51H48V48H49V46H51L50 45V37H48V33L50 32V31H54V33H56L55 32V30H50L51 28H53V27H58L59 28V26H57V25H60L61 23L63 24H67V26H66V28H63L61 25V27L63 28H59V31H61V30H63V32L64 33H61V32H59V33H61L60 34V36H58V35H55L54 33H51V34H53V35H55V36H58L59 37V39L61 38V35L62 34H64V36L62 35V37H64V39H62L63 41H60V43L61 44H63V42H64V40H65V42L68 44V46L67 47H63L64 45H61V47H63L62 49L61 48H59V49H61L60 50V54L63 56V58L65 59V57L67 58V59H71L72 60V58L75 56V58L77 57L78 58V54H81V52H83L84 50H86L85 48H86V46H88V53H91V56L93 57V51H96V50H103L102 52H104V53H106V50H107V48H111L112 49V47H114V45L115 44H113V43H115L116 41H112V36L111 35H113V34H111V35H106L107 33H106V30H108L109 31V25H111V23L113 22H110L109 20L112 18V16L114 15V17H118V19L120 18V16H123V17H125V19H128V21H134V16H135V14H138L139 16L141 15L140 13H138V10H142V8H141V6H143L142 5V0H129V1H125V0H106V4H105V6L100 2V0H29V2H27V3H25L27 0H3ZM157 1V0H156ZM46 2H49V3H56L55 4V7H53V8H46V7H44V5H45V3ZM179 2V0H165L164 2H162L161 3V1L159 0V5L160 6H158V7H156L155 9L156 10H153L152 11V9H154V8H151V10L149 9V11H147L146 10V12L148 13V15L150 14V15H152V16H150V17H148V15L146 14V13H143V11H141V13H143L141 16H143V17H145V15H146V17L147 18H149V19H146V20H148L146 23H147V25H148V28L149 29H146V30H150L149 32H144V30H142V34L141 35H143L142 37L140 36V37H138V40L136 41H134V43L133 44H136V45H138L137 46V48H140L138 51H137V53H136V51L133 49V47H132V45L130 46L129 45V41H128V39H126V37L128 36V34L130 35L132 32H136V31H134L135 29H133L134 28V25H136V17L138 16V15H136V19H135V23L134 22H131L132 24L134 23V25H133V28H131V26H129V27H127V21H124L123 20V17H122V19L120 18V20H122V21H120V22H126L125 24H126V27L127 28H131L130 30H132V31H129L128 29H125V31H127L128 30V34H127V32H125L124 34L126 35L125 37L124 36H122V37H124L123 39H126V41H124L123 42V44L125 43V42H127L125 45H127V46H125V49H123L124 51L126 50L127 52H123L122 51V49H121V44H120V48H119V50L121 49V52H123V53H128V55H127V58H126V62H127V65L125 66L126 67V71L125 70H123L122 68H118V70L115 72V74L113 73V69L112 68H114V67H112L111 69H112V71L109 69V67L107 66V64L106 63H109V64H111V63H116L117 62V59H116V62H111L110 63V60H112L111 58H110V60H108L109 62H107L106 60L102 63H100L99 62V64H98V66H97V64L96 63H94L97 67H99V68H101V66L103 67V65H105V67H108V68H106V69H108V71H111L113 74H110V75H106V76H104L103 75V71H101V72H103V73H101V80H100V83H99V87L102 89V92L103 91H105L107 94L106 95H110L108 98H107V96H106V98H107V100H106V102H107V104H106V102H105V104H106V107L108 108V113H107V110H104L103 109V104H101L102 106H101V108H102V110L104 111V114L103 115H105V112H106V114L108 115V117L109 118H106V122H107V119H109V120H111V122H112V124L111 123H109V122H104V123H106V125L107 124H111V126H108L107 125V129H108V132L109 133H111V135H109L108 136V132H107V136L104 134V131H103V133L101 132V135H100V138L102 139V140H108V142H110V143H106L107 144V146L108 145H111V142L113 141V140H115V138L117 137V135L119 136L120 135V131L122 130V128L123 127H119V128H121V129H119L118 127H116V124H117V126H118V122H120L122 119L120 118V120L117 122L116 120V122L114 121V123H116L115 124V126H112L113 125V121L112 120H114L115 118H117L118 116H111V112H110V109H111V107L112 106H115V105H113V103H115L114 102V100H116V99H118V95L119 96H121L120 94L122 93V90L123 89H125L126 90V95L127 96H129L130 98H129V100H127L126 102H125V106L127 107V111H128V113L130 114V116L128 117L129 119H126V120H129L130 121V123L127 121V123H129V125L127 126V127H129L128 129L124 126V128H126L127 129V132L125 131L124 132V135H125V133L127 134L128 132H131V133H133L134 135H131V133H129V135H131V137H132V142L130 143V139H127L126 137H128L127 135L125 136V138L127 139L126 141H125V143L123 142V140L121 141V143H123V144H127V141L129 140V142H128V144H127V147H126V149H121V150H123V153H124V155L125 154H127V153H125L124 151L125 150H127V152H128V150H129V152L128 153H130L131 151H137V152H139L138 154H139V156L137 157V159H136V161L137 162H135L134 161V158H132L133 156H132V154H130V156L131 157H129V158H127V156L125 155L124 156V158L123 159H125V158H127V159H130V158H132L131 160H133V161H131V160H129L128 162H129V165L131 164V162L134 164H132V165H130L129 167H124L125 165H126V163H124V162H127V161H124L121 157V159L124 161V162H121V161H117V160H114L115 158H113V160H111L112 158L111 157H109L110 158V161H107L105 164H108L109 165V168L108 167H106V168H108L109 170H111V169H115L116 170V168H118L119 167V169H122L123 167H124V169H125V174H124V176H125V182H126V184H127V181H126V178H130L131 176H133L134 175V177H136V176H138V177H136V179L138 178L139 179V177L141 178V179H143V181L141 182V184L143 183V185H138V183H136V182H134V180H135V178L133 179V178H131V183L133 182V183H136L138 186H139V188H141L142 189V187L144 188L145 187V189H144V194H142L141 193V191L139 192L138 190H139V188L137 189V191H134V194L137 192L138 193V199L140 198V200L139 201H145V203H152L153 201H154V194H155V198H156V196H157V201L158 202H160V201H163V199L160 197L159 198V192L157 191V192H155V189L156 188H151L149 185L150 184H148L147 185V180L149 181L150 179H156L155 178V174H157V172H159L158 171V169L154 166L155 164H157V162H159L160 163V159H161V157H162V162L163 161H165V162H167L166 160H164L165 159V155H161V154H158L159 153V146H158V143L159 144H162V145H166V144H169V143H171L170 142V140L168 141L169 143H165V144H163V142L164 141H167L166 139H169V137L171 136V138H173V137H175L177 140H183V139H186L185 137L187 136L188 138L189 137H191L192 139V142L193 143H195V141H197V139H200V140H202L201 142H197V143H195V144H205L206 143V139L208 138V137H210L211 139H215L216 140V138H225V140L227 141V142H229V143H231L230 145L228 144L227 146H222L221 145V148L222 149H218L219 151H221L220 152V154L218 153H216V152H212V153H209V159H208V161H210V163H211V165H212V167H210L213 171H210L209 170V168L208 167H205V166H207L206 164H205V162L207 161H205L203 158H206V156H205V154H204V152H205V150L203 149H200L201 151H202V154L200 155V157H202L201 159L199 158L198 159V161H200L201 163H200V165H202V166H204L202 169H201V178L203 179V181H200L198 184L200 185V184H207L208 185V187H212V189L214 188V186H215V184H213V185H210V183H208L210 180H209V175L211 174V175H215L216 177L214 178V180H212V181H214L216 184H218L219 185V187H218V190H215V191H223L224 189H225V186H226V184H227V181H230L231 179H233L234 177L233 176H236V181H237V183L238 184H241V183H244L245 182V180L241 177L242 176V171H243V168H244V166H243V163H242V160L240 159V158H238L237 157V153H238V151L240 150V149H237V146H238V144H239V142L242 140V138L244 137V133H243V131H242V129H241V127L239 126V123H236V119L234 118V116H236V115H234L233 116V114H236V111H235V108L233 109V111L231 110V105H230V103H229V101H228V98L226 97V94L224 93V91H223V86H222V84H221V79H220V77L221 76H219L220 75V68H219V56H215V54H213V56L211 57V61H209V62H206V61H204V62H198V61H195L194 63L196 64V62H197V64H198V66L199 67H196L195 66V68H196V72L194 73L195 74V78H192V81L194 82V84L196 85V87H198V85L201 87V86H203L204 87V90H203V92L202 93H200V96H199V98H200V101H202L203 103L205 102V100H206V96H208V98L210 97V96H214V97H216L215 98V100H217V101H220L219 103H220V109L218 108V110L220 111L219 113L221 114V118L219 119L218 118V115H220V114H218V115H216L217 113H215L214 111H211L210 112V114H206L205 112H204V110H199L198 111V115H200L203 119V123H202V125H200V126H202V128H198L197 127V125H195V121L198 119V120H200L201 118H199L198 117V115H196L195 113H189L188 114V116L187 117H185V118H183V119H187V120H189V122H182V124L180 125V127H178V124H174V126H170V125H172L171 123V121H174L175 119V121L177 122L178 121V119L177 118H172V116H173V114L175 115V111H173L172 110V115L170 116L169 114H168V121L166 120V123H168V125L166 124H164V123H162L163 122V120L162 121H160L158 118H155V117H158L159 115H160V113L158 114H156V112H155V106L154 105H159L160 103H159V101H162L164 98H166V96H168V92H170V89H171V85L169 84V82L168 81H170L171 79H173L174 80V83H175V85L177 86V88H179V84H183L185 87H186V83H187V80H189V74L187 73V72H184V73H181V72H177L178 70H175V69H173V75L170 73L172 70V68L169 66L168 68V73L166 74V72H167V70H166V68L164 69L163 68V64H161L160 63V61L159 60H161L160 58L161 57H169V53H170V51H171V54H173V56H172V58H177V59H183L184 57H186V56H183V55H181L179 52H177V50H175V47L174 46H171V43L173 42V38H174V36L171 34V31H174V30H172V22H174V21H172L171 19H170V15L173 13L172 11H174L175 9H174V7H175V5L177 6V3ZM19 4H20V6H19ZM150 4V3H149ZM158 4V3H157ZM113 7L114 9V11H113V15H111L109 12H108V8L109 7ZM125 7V8H124ZM147 7V6H146ZM178 7V6H177ZM15 9V11H11L12 9ZM144 8V7H143ZM7 9V10H6ZM24 9V10H23ZM107 9V10H106ZM111 9V8H110ZM145 12V11H144ZM188 13V12H187ZM116 15V16H115ZM120 15V16H119ZM0 16H3V11L0 9ZM161 17V19L159 18V17ZM168 16H169V18H168ZM163 17H164V20H163ZM70 19H71V21H70ZM140 19V18H139ZM189 19V18H188ZM67 20H69V23H66L67 22ZM167 20L169 21L168 22V27H166V29H165V26H163L166 22H167ZM72 21H74V22H76L77 24H78V26L75 24H73L74 26L72 27ZM137 21H138V19H137ZM141 21V20H140ZM157 21V22H156ZM164 21V22H163ZM245 21H247V20H243L242 22H245ZM249 21V20H248ZM156 22V23H155ZM242 22L240 21V22H238V24H240L241 25V28H242ZM157 23H159V26H161L164 30H163V32H160L159 30H158V27H157ZM170 23V24H169ZM183 23V22H182ZM128 24H129V22H128ZM163 24V25H162ZM0 25H1V23H0ZM114 25L115 26H118V25H116V23H114ZM121 25V24H120ZM150 25H152V26H150ZM115 26H114V30H115ZM124 26V27H123ZM143 26V25H142ZM252 26V25H251ZM74 27H76V29H74ZM126 28L125 27V25L124 24H122L119 28ZM160 27V28H161ZM58 28H56V29H58ZM147 28V27H146ZM159 28V29H160ZM161 28V29H162ZM175 28V27H174ZM61 29V30H60ZM113 29V28H112ZM117 29V28H116ZM74 30H75V32H74ZM243 30V29H242ZM58 31V30H57ZM107 31V32H108ZM112 31V30H111ZM111 31H109V33L111 32ZM118 31H120V29H118L117 30V32H115L114 31V33L115 34H117L118 33ZM131 32V33H130ZM168 32H170V35H169V33ZM242 32H246V30H243ZM108 33V34H109ZM111 33H113V32H111ZM29 34V35H28ZM124 34H122V35H124ZM29 37H28V36ZM42 36V38L40 37H38V36ZM50 35V34H49ZM53 35H52V37H53ZM119 35H120V33H119ZM132 35H133V33L130 35V37L132 38ZM255 35V34H254ZM32 36V37H31ZM54 36V37H55ZM111 36V37H110ZM117 36H118V34H117ZM116 36V37H117ZM26 37H28V38H33V42L32 41H26V43H30L31 45L27 48L26 46H28L29 44H27L26 46H25V39H28V38H26ZM53 37V38H54ZM114 37V36H113ZM116 37H114V39L116 38ZM119 37V36H118ZM121 37V38H122ZM49 38V39H48ZM74 38H76V41L74 40ZM52 39V38H51ZM57 38H55L54 40H56ZM59 39H58V41H59ZM117 39V38H116ZM53 40V41H54ZM118 40H120V39H117V42H119ZM122 40V39H121ZM52 41V40H51ZM75 41V42H74ZM117 42H116V44H117ZM131 42V41H130ZM141 42V43H140ZM54 43H56V44H58L57 43V41H55ZM120 43V42H119ZM175 43V42H174ZM197 43V42H196ZM52 44V43H51ZM55 44H53V46H54ZM59 45V44H58ZM57 45V46H58ZM82 45V46H81ZM83 45H84V47H83ZM24 46L26 47L25 49H23L24 48ZM78 46V47H77ZM116 47H118V44L117 45H115ZM198 46V45H197ZM4 48V49H2V48ZM60 47V46H59ZM80 47V48H79ZM82 47V48H81ZM115 47V48H116ZM126 47H127V49H126ZM173 47V48H172ZM200 47V46H199ZM46 48H47V50H46ZM55 48V51H56V46L55 47H52V49H54ZM77 48V49H76ZM114 48V49H115ZM124 48V47H123ZM132 48V49H131ZM76 49V50H75ZM117 49V48H116ZM23 50V51H22ZM118 50V51H119ZM16 51H19V53L21 52H23L22 54H19L18 55V52H16ZM30 51V50H29ZM32 51H30L31 53H32ZM98 51H96L95 53L98 55V53L100 52H98ZM117 50L115 51V52H118ZM194 51V50H193ZM27 52V51H26ZM85 52V51H84ZM83 52V53H84ZM101 52V53H102ZM108 52V51H107ZM114 52V53H115ZM29 53V52H28ZM33 53L31 54L32 56H33ZM46 53V54H45ZM54 53V52H53ZM52 53V54H53ZM57 53H59V52H57ZM100 53V54H101ZM104 53H102L103 55H104ZM110 52H108V53H106L105 55H107V54H109ZM111 53H113V52H111ZM119 53H120V51H119ZM123 53H120V54H123ZM55 54H56V52H55ZM101 54V55H102ZM120 54H118V55H116V56H120L121 57V55ZM28 55H30V53L28 54ZM50 55V57H51V60H50V62L54 59L52 56L54 55H52L51 56V54H49ZM48 55V56H49ZM56 55H58V54H56ZM55 55V56H56ZM85 55V54H84ZM90 55V54H89ZM100 55V56H101ZM104 55V56H105ZM26 56H27V54H26ZM25 56V57H26ZM32 56H30V58L32 57ZM54 56V57H55ZM59 56V55H58ZM62 56H59V57H55V58H58L55 62H59L58 60H59V58L60 57H62ZM90 56V57H91ZM94 56H96L95 54H94ZM100 56H97V58L96 57H94V58H92V59H98L99 60V58L98 57H100ZM103 56V57H104ZM112 56H114V55H112ZM115 56V58H117ZM123 57H124V55H122ZM129 56V57H128ZM28 57V56H27ZM37 57H35V58H37ZM43 58L44 59V62L47 64H49L50 62H48L49 61V58L50 57H46V58ZM103 57H101V58H103ZM107 57H108V59H109V57H111V56H109V55H107ZM118 58L119 59V61H121L120 59L122 58ZM150 57H152L153 58V60H151V58ZM2 58V57H1ZM17 57L15 56V59H16ZM24 58V57H23ZM30 58H29V60H30ZM35 61H36V59L34 58V57H32ZM40 58V59H39ZM63 58H61V60H63ZM86 58V57H85ZM106 58V57H105ZM146 59L147 58V60H148V62L146 61V62H144L143 60L144 59ZM150 58V59H149ZM187 58V57H186ZM215 58H217V60H215ZM26 59L27 58H25V59H23V60H25L26 61ZM33 59H31V61L33 60ZM124 59V58H123ZM164 59V58H163ZM166 59V58H165ZM208 59V58H207ZM206 59V60H207ZM1 60V59H0ZM6 60V59H5ZM5 60H2V61H5ZM28 60V59H27ZM28 60V62L30 63V61ZM33 60V61H34ZM37 60V61H38ZM47 62H46V61ZM76 60V59H75ZM74 60V61H75ZM97 60V61H98ZM102 60V59H101ZM209 60V59H208ZM207 60V61H208ZM1 61V62H2ZM10 61H12V63H10ZM32 61V62H33ZM36 61V62H37ZM39 61L36 63L37 65H42L41 63L40 64H38L39 63ZM54 61V60H53ZM53 61H52V63H51V66H52V64H53ZM74 61H73V63L72 64H74ZM77 61V60H76ZM93 61V60H92ZM95 61V60H94ZM93 61V62H94ZM114 61V60H113ZM22 62H24V61H22ZM54 62V63H55ZM70 62V61H69ZM92 62V63H93ZM106 62V63H105ZM3 63V62H2ZM17 63H18V61H17ZM16 63V64H17ZM29 63L28 64H26V63H24V64H22V65H28L29 66ZM76 63V62H75ZM91 63V62H90ZM118 63V62H117ZM18 64H21V63H18ZM33 64V63H32ZM30 65L27 69H29L30 68V70H31V66H33V65ZM47 64V65H48ZM57 64H59V63H57ZM60 64L61 65H63V68H66L65 67V64H64V62L62 63V61H60ZM59 64V65H60ZM72 64H70V65H72ZM79 64V63H78ZM80 64H81V61H80ZM101 64V65H100ZM168 64V63H167ZM22 65H21V68H22ZM25 65V66H26ZM36 65V66H37ZM54 65H56V63L54 64ZM68 65H69V63H68ZM69 65V66H70ZM83 65V64H82ZM84 65H85V63H84ZM100 65V66H99ZM119 65V64H118ZM123 65H124V63H123ZM169 65V64H168ZM0 66V67H1ZM19 66L20 65H17V67L19 68ZM25 66H23L24 68H25ZM35 66V67H36ZM44 66H45V64H44ZM57 66V68L58 67H61V70H62V72H63V69H62V66H58V65H56ZM66 66H67V64H66ZM73 66H75V65H73ZM93 66V65H92ZM110 66H112V65H110ZM14 67V68H15ZM15 68L16 70H12L13 68H11V65H10V67L8 68L9 69V72L6 70V66H5V71H7V73H10V71H15V72H17L18 73V71H17V69L18 68ZM38 67V66H37ZM36 67V68H37ZM50 67V65H48V67H44L45 69H46V71L47 72H49V69H47V68H49ZM54 66H52V70L54 71V69H55V67L53 68ZM80 67V66H79ZM82 68L84 67V66H81ZM86 67V66H85ZM90 67V66H89ZM105 67L103 68V69H105ZM146 67H147V69H146ZM21 68H20V71H21ZM42 68V67H41ZM68 68V67H67ZM66 68V69H67ZM71 68V67H70ZM69 68V69H70ZM76 68H78V67H76ZM81 68V69H82ZM96 68V67H95ZM43 69V68H42ZM42 69H41V71H42ZM81 69L79 68V70L78 71H71L70 73H68V74H70V75H73L71 78L73 79V81H74V83H76L75 84V86L77 85V87L74 89V91H76V92H79V85H78V80H79V76H81V75H79L80 73H82V72H84V71H81ZM188 69H189V67H188ZM0 70H2V68L0 69ZM32 70H34V67H33V69ZM31 70V72H33ZM36 70V69H35ZM34 70V71H35ZM44 70V69H43ZM56 70V69H55ZM61 70H59V71H61ZM68 70V69H67ZM96 70V69H95ZM99 70V69H98ZM101 70V69H100ZM99 70V71H100ZM166 70V71H165ZM4 71V72H5ZM37 71H39V67H38V70ZM40 71V72H41ZM45 71V70H44ZM45 71V72H46ZM53 71H51V72H53ZM58 71V70H57ZM56 71V72H57ZM66 71V70H65ZM65 71H64V73H65ZM98 71V72H99ZM36 72V71H35ZM34 72V73H35ZM43 72V71H42ZM41 72V73H42ZM45 72H43L45 75H46V73ZM50 72V73H51ZM55 72V71H54ZM61 72V73H62ZM67 72V71H66ZM74 72H78V73H74ZM121 73L123 76H125V75H129L130 77V79H131V81L132 82H128L129 80H128V78H124V80H122V81H116V76H117V74L118 73ZM207 72H209V73H211L212 75H213V80H214V83L212 84V83H210L209 81H208V79H207V77H205V74L207 73ZM7 73H6V75H7ZM14 72H12V74H13ZM21 73V72H20ZM20 73H18V75L20 76V75H24L23 73L22 74H20ZM27 73V72H26ZM36 73H38V72H36ZM40 73V74H41ZM59 73V72H58ZM58 73H55V74H58ZM61 73H59V74H61ZM110 73V72H109ZM161 73V74H160ZM180 74V76H179V74ZM1 74V73H0ZM16 74V73H15ZM14 74V76H16ZM39 74V73H38ZM38 74H36V75H38ZM49 74V73H48ZM53 74V73H52ZM55 74H53L52 76L50 75H46V76H49V77H47V78H49V80H52V79H50L51 77H53L54 78V75ZM58 74V75H59ZM63 74V73H62ZM74 74H76V75H74ZM100 74V73H99ZM105 74V73H104ZM166 76V77H164V75ZM6 75H4V77L6 78L7 76ZM8 75H10V74H8ZM26 75V74H25ZM1 77H0V79L2 78V76L3 75H0ZM13 76V77H14ZM60 76V75H59ZM65 76V75H64ZM83 76H85V75H83ZM156 76V77H155ZM8 77H11V76H8ZM8 77H7V80H4L5 82H7L8 84L10 83V85H11V83H12V86H14V88H16L15 87V84H14V81H12V82H9L8 81ZM12 77V78H13ZM27 77H30V76H27ZM32 78H33V76H31ZM37 77H41V76H37ZM37 77L35 78H33V79H37ZM42 77L43 78H45L43 75H42ZM61 77H62V75H61ZM66 78L67 77H69V75L68 76H65ZM82 77V76H81ZM18 78V77H17ZM20 78H21V76H20ZM43 78H42V80H43ZM47 78H46V80H47ZM65 78V79H66ZM94 78H96V77H94ZM157 78V79H156ZM164 78L165 79H167V78H169V79H167V81L166 82H164ZM9 79H11V78H9ZM14 80L16 79V78H13ZM22 79V78H21ZM41 79V78H40ZM56 79V78H55ZM72 79H70L69 81H71ZM2 80V79H1ZM23 80V79H22ZM45 80V81H46ZM67 80H68V78H67ZM198 80V81H197ZM21 81V80H20ZM31 81H32V79H31ZM30 81V82H31ZM44 81V80H43ZM55 81V80H54ZM73 81H71V82H73ZM5 82H3V81H1V83H5ZM16 82V81H15ZM33 82V81H32ZM57 82H59V81H57ZM84 82V81H83ZM88 82V81H87ZM96 82V81H95ZM152 82H153V84H152ZM34 83H35V80H34ZM36 83H38V81H36ZM41 83H43V82H41ZM60 83V82H59ZM65 83V82H64ZM98 83V82H97ZM96 83V84H97ZM14 84V85H13ZM25 83L23 82V85H24ZM52 84L54 85V84H56V83H54V82H52ZM68 84V83H67ZM72 84V83H71ZM152 86H151V85ZM156 84V85H155ZM6 85V84H5ZM29 85V84H28ZM28 85H27V87H28ZM57 85H58V83H57ZM59 85H61V84H59ZM73 85V84H72ZM9 85H7V87H8ZM18 86V85H17ZM30 86H32V84L30 85ZM29 86V87H30ZM48 86H52V85H48ZM94 86H96V85H94ZM0 87H2V85L0 86ZM39 87H41L40 85H38V87H36V88H39ZM53 87H56V85H54ZM52 87V89H55V88H53ZM59 87V86H58ZM84 87V86H83ZM82 87V88H83ZM98 87V86H97ZM165 87V88H164ZM6 88V87H5ZM51 88V87H50ZM49 88V89H50ZM64 88V87H63ZM81 88V87H80ZM87 88V87H86ZM94 88V87H93ZM148 90H147V89ZM21 89V88H20ZM29 88H27L26 90H28ZM40 89V88H39ZM43 89V88H42ZM97 89V88H96ZM150 89H152V90H150ZM173 89V88H172ZM4 90V89H3ZM16 90V89H15ZM22 90H23V88H22ZM34 90H35V87H34ZM44 90V89H43ZM43 90H42V92H43ZM48 90V89H47ZM100 90V89H99ZM98 90V91H99ZM140 92H139V91ZM18 91H19V88H18ZM93 91V90H92ZM0 92H2V89H1V91ZM9 92V91H8ZM10 92H12V91H10ZM14 92H16V91H14ZM21 92V91H20ZM29 92V91H28ZM32 92V91H31ZM51 92V91H50ZM55 92V91H54ZM102 92H100V93H102ZM138 92V93H137ZM151 92L154 94V96H153V98L151 99H148L147 98V94H151ZM176 92V91H175ZM7 92H5L4 91V95H3V92H2V97L3 96H6V95H8V93L6 94ZM17 93H19V92H17ZM17 93H15L13 96H17L16 94ZM56 93V92H55ZM67 93V92H66ZM86 93H88V92H86ZM97 93V92H96ZM173 94H174V92H172ZM238 93V92H237ZM1 94V93H0ZM6 94V95H5ZM13 94V93H12ZM20 94V93H19ZM23 94V93H22ZM39 94V93H38ZM54 94V93H53ZM82 94V93H81ZM104 93H102V95H103ZM138 94H141V96H142V101H140V102H136V104L137 103H142L143 104V106L142 105H140L139 104V106H141V108H143L144 110H145V112L143 111V109H140V111H143L144 113H143V115H142V113L141 112H139V111H137L138 109H137V107H135V101L137 100V98H138ZM10 95H11V93H10ZM9 95V96H10ZM21 95V94H20ZM20 95H18V96H20ZM27 95V94H26ZM32 95V94H31ZM36 95V94H35ZM65 95V94H64ZM64 95H63V97H64ZM70 95V94H69ZM77 95V94H76ZM172 95V94H171ZM177 95V94H176ZM8 96V97H9ZM13 96H12V98H13ZM22 96V95H21ZM56 96V95H55ZM160 97L161 99L159 100V99H157V97ZM174 96V95H173ZM28 97V96H27ZM79 96L77 95V96H75V102H74V108H72L71 110L73 111V118H72V116L69 118V119H71L72 120V123H70V127L69 126H66L65 127V132L63 133V134H65L66 135V137L67 136H72V137H74L75 136V138H73V140H78V143H79V145H82V148H83V146H85L84 148L85 149H82L83 151H85L86 150V148H87V150H88V146H89V139L88 138H86V133H87V127L90 125L89 124V118H88V116H86V114L88 113L87 111H88V109L86 108V107H88V105L86 106V105H83V101H81V99H79L78 98ZM85 97V96H84ZM105 97V96H104ZM5 98H7V96L5 97ZM11 98V99H12ZM24 98H25V96H24ZM29 98V97H28ZM45 98V97H44ZM47 98V97H46ZM58 98V97H57ZM69 98V97H68ZM74 98V97H73ZM90 98V97H89ZM168 98H169V96H168ZM9 99V98H8ZM7 99V100H8ZM11 99H9V102L11 103ZM30 99V98H29ZM54 99V98H53ZM70 99H72V98H70ZM103 99H105V98H103V96H102V100ZM140 99H141V97H140ZM148 99V100H147ZM2 100V99H1ZM23 100V98L20 100V101H22ZM28 100V99H27ZM38 100V99H37ZM36 100V101H37ZM47 100V99H46ZM74 100V99H73ZM153 100V101H152ZM165 100V99H164ZM214 100V101H215ZM224 100H226V102H224ZM3 101H4V98H3ZM5 101H6V99H5ZM14 100H12V102H13ZM18 101V100H17ZM17 101L15 102V103H17ZM25 102H26V100H24ZM23 101V102H24ZM35 101V100H34ZM48 101V100H47ZM50 101V100H49ZM84 101H86V100H84ZM91 101V100H90ZM98 101V100H97ZM99 101H101V100H99ZM98 101V102H99ZM117 102H119L118 100H116ZM120 101H122V100H120ZM1 102V101H0ZM7 102V101H6ZM6 102H3L4 104L6 103ZM30 102V101H29ZM42 102V101H41ZM52 101H50V103L49 104H53V102L51 103ZM55 102V101H54ZM94 102V101H93ZM101 102H103V101H101ZM163 102V101H162ZM169 101H165V102H163L164 104H165V106L168 108V111H170V109H169V106H168V103ZM216 102V101H215ZM224 102V103H223ZM36 103V102H35ZM38 103H39V101H38ZM60 103H63V102H60ZM90 103H92V102H90ZM94 103H96V102H94ZM1 104V103H0ZM12 104V103H11ZM18 104H20V102L18 103ZM22 104V103H21ZM26 104V103H25ZM24 104V105H25ZM55 104V103H54ZM89 104V103H88ZM97 104V103H96ZM99 104H100V102H99ZM115 104H121L120 102L119 103H115ZM162 104V103H161ZM163 104V105H164ZM2 105V104H1ZM0 105V106H1ZM38 105V104H37ZM83 105V106H82ZM90 105V104H89ZM93 105V104H92ZM91 105V106H92ZM122 105V104H121ZM124 105V104H123ZM3 106V105H2ZM1 106V107H2ZM6 106V105H5ZM10 106V105H9ZM15 106H16V104H15ZM40 106V105H39ZM45 106V105H44ZM64 106V105H63ZM97 106V105H96ZM100 106V105H99ZM117 106V105H116ZM216 107V104H212V107ZM245 106L246 107H251V103L250 102H246L245 103ZM20 107V106H19ZM25 107V106H24ZM51 108H52V106H50ZM118 107V106H117ZM125 107V108H126ZM10 108V107H9ZM12 108H13V106H12ZM21 108V107H20ZM26 108V112H27V107H25ZM25 108H23V109H25ZM30 108H31V105H30ZM35 108H37L36 106H35ZM47 108V107H46ZM67 108V107H66ZM89 108V107H88ZM106 108V109H107ZM113 108V107H112ZM115 108V107H114ZM113 108V109H114ZM122 108H124V107H122ZM249 108H246V110H247V112H249V113H251V109H249ZM0 109H2V108H0ZM4 109V108H3ZM38 109V108H37ZM50 109V108H49ZM60 109V108H59ZM74 109V110H73ZM116 109V108H115ZM115 109H114V111H115ZM173 109V108H172ZM176 109V108H175ZM20 110V109H19ZM22 110V109H21ZM53 110V109H52ZM71 110H70V112H69V110H68V112L70 113V114H68V115H71ZM89 110H90V108H89ZM112 110V109H111ZM118 110H120V109H118ZM117 110V111H118ZM161 110H163V109H161ZM3 111H5V110H3ZM16 111V110H15ZM94 111H95V109H94ZM114 111H112L113 112V114L114 113H116V112H114ZM121 111H122V109H121ZM197 111V110H196ZM13 112V111H12ZM58 112V110L56 111V113ZM95 112H98V108H97V110L95 111ZM123 112V111H122ZM125 112V111H124ZM123 112V113H124ZM141 113V115H142V118L141 119H143V117H144V120H145V126H146V130L148 131L147 133H146V137H147V139H143V136H142V129H141V120H140V116H139V114H137V113ZM90 113V112H89ZM88 113V114H89ZM120 113V112H119ZM2 115H3V113H1ZM0 114V115H1ZM5 114V113H4ZM9 113H7L6 115H8ZM13 114V113H12ZM18 114H19V112H18ZM53 114V113H52ZM67 114V113H66ZM99 114H100V112H99ZM117 114H118V112H117ZM122 113H120V115H121ZM179 114L180 115H183L182 114V111H179ZM27 116H28V114H26ZM55 115H57V114H55ZM59 115V114H58ZM94 115V114H93ZM106 115V116H107ZM119 115V114H118ZM164 115V114H163ZM15 116V115H14ZM19 117H20V114L18 115ZM32 116V114L30 113V117ZM34 116V115H33ZM131 116H132V118H131ZM165 117L167 116V114H166V112H165V115H164ZM190 116H193L192 117V119L193 120H191L190 121ZM208 116H210L207 120H205ZM3 117V116H2ZM12 117V118H11ZM11 117H8V118H10V119H8V121H5V124H7V122H8V124H9V120H10V122H12L11 120H13V116L11 115ZM93 117V116H92ZM99 117V116H98ZM119 117H121V116H119ZM119 117H118V119H119ZM125 117V116H124ZM22 118H24V117H22ZM22 118L20 119L21 121H22ZM36 118V117H35ZM66 119H67V117H65ZM111 118V119H110ZM1 119V118H0ZM4 120H6L5 118H3ZM14 119H17V118H14ZM19 119V118H18ZM29 119V118H28ZM37 119H38V117H37ZM117 119V120H118ZM124 119V118H123ZM2 120V119H1ZM30 120V119H29ZM33 120V122L34 121H36V119L34 120V119H32ZM63 120V119H62ZM195 120V121H194ZM14 121V120H13ZM16 121V120H15ZM50 121V120H49ZM66 121V120H65ZM93 121V120H92ZM123 121V120H122ZM124 121H125V119H124ZM205 121V122H204ZM212 121L214 122V123H212ZM0 122H2V121H0ZM17 122V121H16ZM24 121H22L21 123H23ZM27 122H29V121H27L26 120V123ZM32 122V123H33ZM44 122V121H43ZM14 124L13 125H15L16 123L15 122H13ZM62 123H63V121H62ZM65 123V122H64ZM64 123H63V125H64ZM69 123H67V121H66V124H69ZM123 123V122H122ZM192 123V124H191ZM194 123V124H193ZM4 124V123H3ZM17 124H19L18 122H17ZM25 124V123H24ZM23 124V125H24ZM31 124V123H30ZM73 124V125H72ZM123 124H125V123H123ZM123 124H120V125H123ZM41 125V124H40ZM46 125H48V124H46ZM155 125H157V127L156 128H154L155 127ZM0 126H1V124H0ZM3 126V125H2ZM1 126V127H2ZM11 126H12V124H11ZM22 125L20 124V127H21ZM25 126H26V124H25ZM31 126H32V124H31ZM35 126V125H34ZM39 126V125H38ZM73 126V127H72ZM166 126V127H165ZM168 126V127H167ZM4 127H5V125H4ZM3 127V128H4ZM24 127V126H23ZM51 127H52V125H51ZM50 127V128H51ZM54 127H55V125H54ZM68 127L70 128V129H68ZM98 127V126H97ZM116 127V128H115ZM11 128V127H10ZM28 128V127H27ZM44 128V127H43ZM55 128H57V127H55ZM90 128V127H89ZM123 128V129H124ZM162 128H164L163 130H164V132L162 131ZM6 130H3V131H6L7 133H9L8 132V127L7 128H5ZM8 129V130H7ZM52 129V128H51ZM106 129V128H105ZM106 129V130H107ZM2 130V129H1ZM13 130H14V128H13ZM18 130H20V128L18 129ZM26 130H30V128H28V129H26ZM56 130V129H55ZM131 130V131H130ZM57 131V130H56ZM94 131H96V130H94ZM123 131V130H122ZM0 132H2V131H0ZM6 132H5V134L4 135H6ZM16 132V131H15ZM20 132H21V130H20ZM55 132V131H54ZM163 132V134H166V136L164 135V137H166V138H163V139H160V142H159V140L157 139V137H159V135L161 134ZM2 133H4V132H2ZM0 134V136L2 135L3 136V134ZM144 133V132H143ZM199 133H201L200 135H201V138H199L198 137V134ZM17 134V133H16ZM15 134V135H16ZM22 134V133H21ZM40 134V133H39ZM46 134V133H45ZM53 134V133H52ZM57 134V133H56ZM13 135V134H12ZM27 135V134H26ZM28 135H31V136H33L32 134H28ZM121 135H123V134H121ZM120 135V137H122L123 138V136H121ZM167 135H169V136H167ZM199 135V136H200ZM1 136V137H2ZM7 136H8V134H7ZM22 136H23V134H22ZM103 138H102V137ZM9 137H12L11 135L10 136H8V138ZM14 137V136H13ZM35 137V136H34ZM38 137V136H37ZM91 137V136H90ZM119 137V138H120ZM4 138V137H3ZM3 138H2V140H3ZM6 138V137H5ZM4 138V139H5ZM7 138V139H8ZM15 138V137H14ZM17 138V137H16ZM19 138V137H18ZM29 139H30V136L28 137ZM50 138V137H49ZM54 137H52V139H53ZM63 138V137H62ZM161 138V137H160ZM187 138V139H188ZM196 138V139H195ZM10 139V138H9ZM21 139V138H20ZM23 141H24V139H26V137L24 138V136H23ZM22 139H21V141H22ZM33 139H35V138H32V140ZM51 139V138H50ZM51 139V140H52ZM87 139V140H86ZM176 139H174V141L172 142V144H176L175 142H176ZM11 140H12V138H11ZM17 139H15V141L13 140V141H11L12 143L14 142H16L17 143V141H16ZM27 140V139H26ZM110 140V141H109ZM119 140H121V138L119 139ZM205 140V141H204ZM4 141H6V139L4 140ZM8 141V140H7ZM30 141V140H29ZM28 141V142H29ZM40 141V140H39ZM70 141H72V138L70 137V140L68 141L69 143H70ZM87 141V142H86ZM117 142H120V141H118V139L116 140ZM172 141V140H171ZM204 141V142H203ZM1 142V141H0ZM27 142V143H28ZM32 142V141H31ZM33 142H36V140L35 141H33ZM49 142H50V140H49ZM67 142V141H66ZM66 142H65V144H66ZM107 142V141H106ZM114 142L115 141H113L112 143L114 144ZM134 142L135 143H137V142H140V143H144L145 145H142V146H145V149L147 150V152H148V157L146 156L145 158L146 159H143V157H144V155H142V153L140 152V148L142 147H140V148H136V147H134ZM158 142V143H157ZM191 141H190V143H192ZM1 143H3V147L2 146H0V147H2V148H4V143L5 142H1ZM8 143V142H7ZM13 143V144H14ZM22 143H24V142H22ZM37 143H39L38 142V140H37ZM62 143V142H61ZM179 143V142H178ZM192 143V144H193ZM51 145H53L54 144V142H53V140H52V142L50 143ZM58 144H60V143H58ZM57 144V145H58ZM116 145H114L113 147H117V151L119 152L120 151V149L119 148H121V144H120V146L117 144V143H115ZM8 145H10V144H8ZM8 145H6V146H8ZM23 145V144H22ZM51 145H49V146H51ZM71 144H69V145H67L68 147H66V145L64 146V145H62V147L64 146V148L65 149H63V150H66V149H68V152H70V154H69V156L68 155H65V156H68V157H66V158H64V161H65V159H67V162H68V160L72 157V155H73V153L75 154V150L73 149L74 148V146H76V145H74L73 146V148H71L72 146H70ZM104 145H105V143H104ZM125 145H124V147H125ZM139 145H141V144H139ZM161 145V146H162ZM218 145V144H217ZM19 146V145H18ZM24 146V145H23ZM43 146V145H42ZM56 146V145H55ZM54 145H53V147H55ZM138 146V145H137ZM170 146V145H169ZM175 146V145H174ZM174 146H173V148H174ZM11 147H15L14 145L13 146H11ZM26 147H28V146H26ZM33 147V146H32ZM40 147V146H39ZM38 147V148H39ZM53 147H49L50 149H52ZM60 146L58 145V148H59ZM109 147V146H108ZM107 147V150L108 149H110V148H108ZM123 147V146H122ZM131 147V148H130ZM2 148H0L1 150H0V152H1V154L2 153H6L4 150H3V152H2ZM34 148V147H33ZM33 148H31V150H33ZM37 148V147H36ZM35 148V149H36ZM58 148H56V149H58ZM77 148V147H76ZM94 148V147H93ZM102 148V147H101ZM105 147H103V149H104ZM131 150H130V149ZM165 148V147H164ZM171 148H172V146H171ZM201 148V147H200ZM6 149V148H5ZM9 149H10V147H9ZM12 149V148H11ZM11 149H10V153H11ZM14 149H16V147L15 148H13V150ZM40 149V148H39ZM43 149V148H42ZM45 149V148H44ZM56 149H52V150H55V152L57 151ZM95 149V148H94ZM116 149V148H115ZM115 149H114V151H115ZM119 149V150H118ZM12 150V152H14ZM20 150V149H19ZM27 150H29V147H28V149ZM30 150V151H31ZM99 150H101V149H99ZM98 150V151H99ZM105 150V152H108V151H106V149H104ZM142 150V149H141ZM157 150V151H156ZM163 150H165V149H163ZM175 151H176V149H174ZM169 151L170 153H169V156H172L174 159H177L178 157H177V151L175 152V151ZM7 151V150H6ZM16 151H18L17 149H16ZM33 151H35V150H33ZM50 151V150H49ZM89 151V150H88ZM93 151V150H92ZM97 151V152H98ZM156 151V152H155ZM161 151V150H160ZM7 152H9V150L7 151ZM51 152V151H50ZM55 152L54 153H52V154H50L52 157H54V159H53V161L54 160H56L55 159V157L56 156H54V154H55ZM58 152V151H57ZM61 152V151H60ZM90 152H91V150H90ZM103 152V151H102ZM113 152V151H112ZM117 152V153H118ZM158 152V153H157ZM166 151H164V153H165ZM14 153H16V152H14ZM13 153V154H14ZM33 153V152H32ZM31 153V154H32ZM81 153H83V152H81ZM100 153V152H99ZM104 153V152H103ZM102 153V154H103ZM114 153V152H113ZM113 153H107V155H114ZM120 153H121V151H120ZM132 153V152H131ZM163 153V154H164ZM23 154H24V152H23ZM23 154H22V156H23ZM57 154V153H56ZM101 154V153H100ZM136 154V153H135ZM235 154H236V158H235ZM9 156H10V154H8ZM8 155H7V157H8ZM12 155V154H11ZM15 155V154H14ZM14 155H12V156H14ZM17 155V154H16ZM25 155V154H24ZM62 155V154H61ZM111 155V156H112ZM123 155V154H122ZM197 153H190L189 154V152L187 151V157H191V158H193L194 160H196L197 159ZM1 156H5L4 154L3 155H1ZM0 156V157H1ZM20 156H21V154H20ZM50 156V157H51ZM59 156V155H58ZM80 156V155H79ZM118 156V155H117ZM121 156V155H120ZM17 157V156H16ZM51 157V158H52ZM106 158H107V156H105ZM104 157V158H105ZM123 157V156H122ZM14 159H15V157H13ZM23 158V157H22ZM26 158V157H25ZM37 158L39 159V157L37 156ZM73 158V157H72ZM71 158V159H72ZM91 158V157H90ZM108 158V159H109ZM3 159V158H2ZM2 159L0 160V161H2ZM8 159V158H7ZM10 159V158H9ZM12 159V158H11ZM17 159V158H16ZM103 159V158H102ZM101 158H100V162H101V160H102ZM143 159V160H142ZM63 160V159H62ZM62 160H60V161H62ZM79 160V162L78 163H76V164H74L72 161V163L73 164H68L67 162H64V163H60V161L58 162V163H60L59 165H57L58 163H56V165H57V167H59V169L57 170V171H60V172H62L64 169L66 170L69 166V168H70V172L73 170V169H75L74 170V172L76 171V173H78L79 172V175L78 176H80L79 177V179H77V178H73V179H69L68 177L70 176L69 175V173H67L66 174V178L69 180V182H70V180L72 181L73 180V183L71 184L72 185V187L70 188V194L71 193H73V189H74V191H76L75 189H76V187H77V189L78 188H80V186L82 187L81 188V190L83 189V191H82V193L79 195L78 194V197H76L75 198V196H73V194L70 196V198L69 199H66L65 200V195H66V193H64V191L62 192V190L60 189V188H63L64 187V189L66 188L65 186H68V184H70V183H65L66 182V179L65 178H63L62 176H61V179H62V181H64L63 183H62V181H60L59 182V184L60 185H57L56 184V186L55 187H57V188H55V189H53V188H51V192H52V189L53 190H55V192L53 191L52 193H55V195H56V201H57V203H56V201H55V203L52 201V203H54V205L53 206H55V207H51V211H50V214H49V219H48V221H47V219H46V223H44L43 221L42 222H40V219L39 220H33V218H32V216H33V213L35 214V210H39L38 209V207H37V205H39L38 203L40 202V201H42V197L43 198H45V193L43 192V194H42V191H41V189L39 190V191H41V193L40 194H42L41 196L39 195V194H37L38 196H40L41 197V199H39L40 197H38V202L37 201H33V200H37V196H36V194L34 195V193H36V192H34L33 194H32V196L34 195V197H30V198H32V199H26L25 197H21V196H23V195H19L18 196V194H17V192H18V190H15V191H17V192H15L16 194L14 195V194H11L12 193V190L8 193V191L7 190H5V189H7L6 188V183H3V182H0V264H162L161 262H160V260H158V258H156V257H158V255L157 254H155V249H154V245H153V243L157 240V236L159 235V233H161V234H163L164 235V237L163 238H167L166 240H167V246L169 245V247H167V253H172L171 252V250H172V248L174 247V245L176 244L175 242H176V240L179 238L182 242H184L183 243V246H182V254L183 255H187V258H185V259H183L182 261H181V259H180V263L181 264H194L193 262H192V259H191V255H190V252H193L194 253V255L196 256V257H194V259L196 260V261H198V259H200V257H198V255H199V253H201V255H202V253H204L205 251H204V249H203V251L201 252V250H202V246H197V244H204V243H207V236H212V240L213 241H219V242H223L224 240H226L225 238L227 237L228 238V236L226 235V234H228V231H227V228H228V230H235L236 232H235V238L237 239V243H235L231 248H230V250L227 252V253H224V254H220V253H218V254H216L215 255V259H214V261H209V262H205V263H203V264H264V223H245V224H243V225H238L237 227H232V226H229V227H225L224 225H222V223H213V225H212V227L209 229L207 226H206V228H205V226H203V225H195V226H192V223H190V224H188V223H171V221H170V223L168 222L167 223V219H163V222L162 223H154L153 224V226L149 223V222H147V223H138L137 225L138 226H136L135 227V229L133 228L132 229V233H128V232H123V231H121V233L123 232L124 233V235H125V233H127L124 237L123 236H121V239H119V240H117V237H118V235H115V233H116V230L118 229V227L120 226H118V223L116 222V224L117 225H113V226H115V227H117V228H115V233H114V235L116 236V237H111V236H108V235H110V234H108L107 235V233L106 232H108V230L107 229H109L110 227H108V225H107V223H104L105 222V219H104V221H102L105 225H103V223H101L100 221L103 219V217H105L104 216V213H106V212H104V211H106V210H108V209H106L105 210V208H104V210H103V212L104 213H102V210H101V207H104L103 205H100V207H98L97 205H98V203H97V201H96V199H95V196H96V194H95V181L97 180L98 181V177H100L101 178V175H102V173H96V176L97 177H95V174H94V172L93 171H91V169H89L88 167H89V159H88V154L85 152V153H83V154H81V157L78 159ZM104 160V159H103ZM126 160V159H125ZM142 160V161H141ZM4 162H7V160L5 161V159L3 160ZM2 161V162H3ZM51 161V160H50ZM74 161V160H73ZM90 161H91V159H90ZM94 161V160H93ZM112 161V162H111ZM174 162V166H176V167H178L179 165V163H180V161H175V160H173ZM1 162V163H2ZM9 162V161H8ZM12 162V161H11ZM21 162H22V165L24 164L23 163V161L21 160L20 161V164H21ZM29 162V161H28ZM56 162V161H55ZM70 162V163H71ZM109 162V163H108ZM127 162V163H128ZM156 162V163H155ZM168 162H169V164H170V166L172 165V160H168ZM17 162H15V164H16ZM27 163V162H26ZM25 163V164H26ZM67 163V164H66ZM87 163V164H86ZM95 163H96V161H95ZM122 163V165H120ZM6 164L7 163H5L4 165L6 166ZM11 164V163H10ZM13 164V163H12ZM25 164H24V166H25ZM51 164V163H50ZM91 164V163H90ZM114 164V165H113ZM228 164H231V167H234V166H238L237 167V170H235V169H233V171H232V173L233 174H231L230 175V172H229V170H228ZM242 164V165H241ZM3 165V163L1 164V166ZM3 165V166H4ZM14 165V164H13ZM35 165H36V163H35ZM52 165V164H51ZM92 165H93V163H92ZM95 165V164H94ZM103 165V164H102ZM12 166V165H11ZM11 166H9L10 168H7L6 167V171H8L7 169H9V172H10V169H14V171L15 170H18L17 168H16V166H15V168L13 167V168H11ZM33 166V165H32ZM76 166V167H75ZM164 167H165V165H163ZM51 167H53V166H51ZM55 167V166H54ZM71 167H73V169H71ZM2 168V167H1ZM4 168V167H3ZM94 168V167H93ZM98 168V167H97ZM159 168H160V164H159ZM175 168V167H174ZM24 169V168H23ZM22 169V170H23ZM51 169H53V168H51ZM98 169H100V168H98ZM119 169H117V170H119ZM128 169H130V170H128ZM215 169V170H214ZM30 170V169H29ZM64 170V172H66ZM109 170H108V172H109ZM116 170V171H117ZM123 170V169H122ZM167 170V169H166ZM24 171V170H23ZM27 171V170H26ZM48 171V170H47ZM53 171V170H52ZM51 171V172H52ZM69 171V170H68ZM92 172V173H90L91 175H92V177H89L88 175V173L89 172ZM94 171H97V170H94ZM99 171V170H98ZM132 173H130V172ZM178 171V170H177ZM260 171V170H259ZM64 172H63V175H65L64 174ZM100 172H102V171H100ZM105 172H107L106 171V169L104 170V173ZM107 172V173H108ZM111 172H112V170H111ZM113 172H115V171H113ZM0 173H2L1 175L4 177V175H3V173H6V172H4V169H3V172H0ZM12 173V172H11ZM14 173V172H13ZM23 173V172H22ZM24 173H26V172H24ZM53 173H54V171H53ZM53 173H51V174H53ZM104 173H103V176H104ZM116 173V172H115ZM117 173H118V171H117ZM120 173V172H119ZM180 173V172H179ZM179 173H178V175H179ZM253 173V172H252ZM9 174V173H8ZM8 174H6L7 175V177H8ZM31 174V173H30ZM49 174V173H48ZM51 174L49 175V176H51ZM56 173H54V176H56L57 178L56 179H58L59 177L57 176V174L55 175ZM98 174H101V175H99L98 176ZM106 174V173H105ZM129 174V175H128ZM136 174V175H135ZM236 174V175H235ZM6 175H5V178H6ZM11 175V174H10ZM16 175H18V174H16ZM27 175V174H26ZM61 175V174H60ZM67 175H69L68 177H67ZM112 175H114V174H112ZM119 175V174H118ZM131 175V176H130ZM140 175V176H139ZM256 175H259V174H256ZM1 176V177H2ZM12 176H13V174H12ZM11 176V177H12ZM15 176V175H14ZM13 176V177H14ZM20 176H21V174H20ZM19 176V177H20ZM30 176V175H29ZM28 176V177H29ZM75 176V175H74ZM73 176V177H74ZM123 176V177H124ZM128 176V177H127ZM238 176V177H237ZM255 176V175H254ZM0 177V178H1ZM2 177V178H3ZM18 177V178H19ZM24 177H25V174H24ZM33 177V176H32ZM47 177V176H46ZM77 177V176H76ZM105 177V176H104ZM103 177V178H104ZM114 177V176H113ZM152 177V178H151ZM241 177V178H240ZM1 178V179H2ZM9 178V177H8ZM39 178H41V177H39ZM96 178V179H95ZM149 178V179H148ZM170 178H172V176H169V180L171 181V179ZM249 178V177H248ZM28 179V178H27ZM30 179H32V178H30ZM64 179V180H63ZM74 179H77V180H74ZM106 179H108L107 181H109V179H110V177L109 178H105V180L103 179V185L105 186L106 184ZM111 179H112V177H111ZM137 179V180H138ZM239 179H241V180H239ZM250 179V178H249ZM3 180V179H2ZM7 180V179H6ZM4 181V182H7V181ZM16 180H19V179H16ZM24 180H25V178H24ZM29 180V179H28ZM27 180V181H28ZM36 180V179H35ZM59 180H60V178H59ZM59 180H57V182L59 181ZM67 180V181H68ZM95 180V181H94ZM118 180V179H117ZM128 180V179H127ZM133 180V181H132ZM144 180L147 182L146 183V186H145V184H144ZM239 180V181H238ZM27 181H25V182H27ZM39 181H40V179H39ZM54 181V180H53ZM112 181H113V179H112ZM136 181V180H135ZM14 182L16 183V182H18L19 183V181H15L14 180ZM13 182V184L15 185V183ZM24 182V181H23ZM24 182V183H25ZM43 182V181H42ZM48 182H51V179L48 181ZM92 182V183H91ZM117 182V181H116ZM122 182V181H121ZM130 182H128V184H127V186H130L129 184H131ZM173 182H174V180H173ZM175 182H177L176 180H175ZM10 183V182H9ZM23 183V184H24ZM33 183V182H32ZM74 183H75V185H74ZM91 183V184H90ZM118 183V182H117ZM123 183H124V181H123ZM132 183V184H133ZM171 182H169V184H168V186H167V188L166 189H162V188H158V190L159 191H161V189H162V191L163 190H167L168 189V187H172V185L174 186V187H172V188H174L173 190L175 191H173V192H171V191H169V193H168V195H167V199L169 198V197H174L176 194H177V191H178V189H177V186H176V184L175 183H171ZM197 183V182H196ZM34 184V183H33ZM35 184H36V182H35ZM33 185L34 187L35 186H38V185ZM42 184H44V183H42ZM45 184H46V182H45ZM44 184V185H45ZM100 184V183H99ZM107 184H109V183H107ZM125 184V183H124ZM124 184H123V188L125 187L124 186ZM125 184V185H126ZM183 184V183H182ZM205 184V185H206ZM232 184H233V182H232ZM261 184H263V186H264V177L263 176H257V177H254L253 178V189H252V192H251V194H252V196H255L258 192H259V188H258V186H260ZM11 185V184H10ZM22 185V184H21ZM20 185V186H21ZM43 185V186H44ZM47 185H48V183H47ZM51 184H49V186H50ZM92 185V186H91ZM110 185V184H109ZM117 185V190H118V186L120 185V182H119V184H116ZM151 185H152V182H151ZM162 185H164V184H162ZM161 185V186H162ZM40 186H42V185H40ZM53 186V187H54ZM104 186H102V187H104ZM108 185H106V187H104L105 189L106 188H108L107 187ZM110 186H112V184L110 185ZM121 186V185H120ZM126 186V187H127ZM142 186V187H141ZM154 186L155 187H158V184L156 183V182H154ZM250 186V185H249ZM16 187V186H15ZM23 187V185L21 186V187H19V188H22ZM44 187H47V186H44ZM74 187V188H73ZM116 187V186H115ZM227 187V186H226ZM228 187H229V185H228ZM32 188V187H31ZM37 188V187H36ZM40 188V187H39ZM49 187L47 188V190H46V188H43V190L45 189V191H46V194H50V190H48V189H50ZM95 188V189H94ZM104 188H101V190H100V192L103 190V192L105 191H108L109 190V188H108V190H105ZM133 188V187H132ZM135 188V187H134ZM164 188H165V185H164ZM11 189V188H10ZM15 189V188H14ZM16 189H18V188H16ZM63 189V190H64ZM67 190H69V188H66ZM97 189H98V187H97ZM112 189V187L110 188V190ZM113 189H115V188H113ZM119 189H120V187H119ZM128 189V188H127ZM136 189V188H135ZM134 189V190H135ZM152 189V190H151ZM153 189H154V192H152L153 191ZM37 190V189H36ZM35 190V191H36ZM37 190V191H38ZM99 190H96L98 193H100L99 192ZM121 190H122V187H121ZM126 190V189H125ZM129 190V189H128ZM209 190V189H208ZM49 191V192H48ZM131 191V190H130ZM79 192V191H78ZM96 192V193H97ZM103 192H102V194H103ZM104 192V193H105ZM109 192V191H108ZM108 192H106V193H108ZM117 192V191H116ZM115 191H114V193L113 192H110V193H112V194H115L116 193ZM152 192V193H151ZM22 193V192H21ZM37 193H39V192H37ZM118 193H120V191L118 192ZM118 193H116L118 196L121 194H118ZM123 193H125L124 191L122 192V194ZM137 193H136V195L135 196H137ZM140 193V194H139ZM250 193V192H249ZM259 193H261V192H259ZM13 196L14 195V198L11 196V195ZM48 194V195H49ZM68 194H69V191H68ZM69 194V195H70ZM101 194V193H100ZM109 194V193H108ZM107 194V195H108ZM115 194V196L114 197H116L117 195ZM30 195V194H29ZM51 195V194H50ZM53 195L54 194H52L51 195V198L53 197ZM63 196V197H61V196ZM97 195H99V194H97ZM142 195L143 196H146V197H148L147 198V200H146V198H144L143 199V197H142ZM240 195V194H239ZM129 196V195H128ZM47 197V199H45V200H48L49 198H48V196H46ZM66 197H67V195H66ZM101 197V196H100ZM104 198L106 197V195H104L103 196ZM123 200H125V198H123L124 197V195H123V197L122 196H120ZM132 197V196H131ZM250 197V196H249ZM54 198V197H53ZM61 198H64V201H60V200H62ZM68 198V197H67ZM98 198V197H97ZM112 198H113V196H112ZM117 198V197H116ZM119 198V197H118ZM129 198H130V196H129ZM134 198V197H133ZM131 199L132 201L135 199ZM236 198V197H235ZM27 200L26 202H29L28 204L26 203V205H24V200ZM99 199V198H98ZM97 199V200H98ZM107 199V198H106ZM115 199V198H114ZM126 199H127V201H128V197H126ZM138 199H136V201L138 200ZM40 200V201H39ZM54 200V199H53ZM104 200V199H103ZM116 201H120V199H115ZM172 200V199H171ZM186 198H185V201H184V206L185 205H189L187 202H186ZM50 201V200H49ZM104 201H106V200H104ZM114 201V200H113ZM131 201V202H132ZM43 203H44V201H42ZM99 202V201H98ZM101 203H102V201H100ZM100 202H99V204H100ZM129 202H130V200H129ZM135 202V201H134ZM169 201H167L166 202V204L168 203ZM176 202H179V205L178 206H183V202H182V200L181 199H179L178 201H176ZM45 203H47L46 204V206L49 204V202H45ZM45 203H44V206H45ZM104 203V202H103ZM141 204H142V202H140ZM153 203H156V202H153ZM214 203V202H213ZM264 203V202H263ZM109 204V203H108ZM116 205L117 204H119L120 205V203H115ZM125 204H127V206H128V202H126ZM125 204H122L123 205V207L125 206ZM176 204V203H175ZM260 205H262L263 206V204L260 202L259 203ZM23 205V206H22ZM50 205H51V203H50ZM111 205V204H110ZM116 205H115V207H116ZM121 205V206H122ZM152 205H154V204H152ZM214 208H213V211H217V205L218 204H216V203H214ZM24 206H27V207H29V208H24ZM40 206H41V204H40ZM43 206V205H42ZM97 206V209L96 210H94V207H96ZM106 206H107V203H106ZM132 206L134 207L135 205H133L132 204ZM253 206V205H252ZM262 206H258V207H256V209L258 210V209H261L262 208ZM32 207V208H31ZM117 207H120V206H117ZM23 208L24 209H26L27 211H28V209H31V210H29L28 211V213H27V216H26V218H25V216L22 218L23 220H24V218L27 220V225H26V227L23 229L24 231H22L21 233H20V235L18 236V235H16V234H14V233H12L13 231V226L15 225V223H13V221H14V217L16 216V214H17V212L18 213H20V211L22 212L23 211ZM46 208V207H45ZM44 208V210H46ZM49 209H50V206L48 207ZM125 208V207H124ZM123 208V209H124ZM137 208H139L138 207V205H137ZM177 208L178 207H176V210H177ZM116 209V208H115ZM120 209L122 210V208L120 207ZM126 209V208H125ZM156 209V208H155ZM154 209V207H153V210H155ZM174 209V208H173ZM41 210H43V209H41ZM134 210V209H133ZM139 211H140V209H138ZM169 210H171V209H168V211H166V212H169ZM232 210H233V208H231L230 210H229V212L227 213V215L228 214H231L232 213ZM119 211V210H118ZM123 211V210H122ZM122 211H120V213L122 212ZM136 211V210H135ZM134 211V212H135ZM228 211V210H227ZM124 212V211H123ZM26 212H25V210H24V214H25ZM41 213L42 212H38V213H36L35 214V216H37V215H41ZM109 213V212H108ZM125 213V212H124ZM124 213H122V214H124ZM140 213V212H139ZM22 214V213H21ZM121 214V215H122ZM153 215H151L152 216V218L153 217H158L159 215H161L162 216V209H158L157 211H155V212H153L152 213ZM225 214V213H224ZM223 214V216H221L222 217V219H226V214L224 215ZM105 215H107V213L105 214ZM119 216H120V214H118ZM135 215H136V213H135ZM134 215V216H135ZM137 215L139 216V214H138V212H137ZM167 215H169V213H166L165 214V216H167ZM171 216H172V218L171 219H174V216H175V213H173V215L172 214H170ZM17 216H19L20 217V214H18ZM22 216V215H21ZM125 216H126V214H125ZM30 217V218H29ZM34 217V216H33ZM39 217V216H38ZM45 217V216H44ZM117 217V216H116ZM116 217L114 218L115 220H117L116 219ZM133 217V216H132ZM131 216H130V218H132ZM184 217H185V214L183 213V215H182V220L184 219ZM21 218V217H20ZM20 218H19V220H20ZM29 218V219H28ZM46 218V217H45ZM51 218V219H50ZM107 218H109V217H107ZM140 218V217H139ZM151 218V217H150ZM18 219V218H17ZM22 219L20 220L21 222H22ZM127 219V218H126ZM132 219H134V218H132ZM154 219H157V218H154ZM221 219V220H222ZM45 220V219H44ZM108 220V219H107ZM122 220V219H121ZM136 220L137 221H139L138 220V218L136 217ZM37 221V222H36ZM109 221V220H108ZM135 221V220H134ZM150 222H151V220H149ZM152 221H153V219H152ZM15 222V221H14ZM21 222H19L18 224H21ZM25 222V221H24ZM107 222V221H106ZM121 222V221H120ZM133 222V221H132ZM113 223H114V221H113ZM17 224V225H18ZM26 224V223H25ZM110 224V223H109ZM120 224H123L124 225V223H120ZM134 223H132L131 225H130V227L133 225ZM209 224V223H208ZM17 225H15V227L17 226ZM22 225V224H21ZM23 225H24V223H23ZM22 225V226H23ZM127 226H125L124 225V227H128V223L126 224ZM210 225V226H211ZM19 226V225H18ZM25 226V225H24ZM135 226V225H134ZM209 226V227H210ZM228 226V225H227ZM106 227H108L107 229H105ZM112 227V226H111ZM121 227V226H120ZM119 227V228H120ZM123 227V226H122ZM121 227V228H122ZM130 227H128V228H130ZM114 228L112 227L110 230H111V232H113L112 230H114ZM121 228H120V230H121ZM16 230V229H15ZM17 230H19V229H17ZM107 230V231H106ZM122 230H125V228L124 229H122ZM128 231V230H127ZM110 232V233H111ZM118 234H120V231L118 230ZM17 233V232H16ZM18 234V233H17ZM112 234V233H111ZM117 234V233H116ZM225 234V235H224ZM113 235V236H114ZM240 236H242V238H239ZM124 238V239H123ZM159 240V239H158ZM179 240V241H180ZM164 241V240H163ZM208 242H211L210 240L208 241ZM162 244V243H161ZM164 245H165V242H164ZM193 249V250H192ZM197 249L198 250H200L199 251V253H198V251H197ZM178 250V249H177ZM166 252V251H165ZM187 252V253H186ZM180 253V252H179ZM146 255V256H145ZM167 255V254H166ZM212 255V254H211ZM162 260V259H161ZM205 261H207L206 260V258L204 259ZM195 262V261H194ZM215 262V263H214Z\"/></svg>",
  "mask_w": 264,
  "mask_h": 264
},
{
  "label": "flooded vegetation",
  "instance_id": "flooded-vegetation-1",
  "mask_svg": "<svg viewBox=\"0 0 264 264\" xmlns=\"http://www.w3.org/2000/svg\"><path fill=\"white\" fill-rule=\"evenodd\" d=\"M166 120H167V118H166ZM167 125H168V123H167ZM168 127V126H167ZM175 138V137H174Z\"/></svg>",
  "mask_w": 264,
  "mask_h": 264
}]
</instances>
